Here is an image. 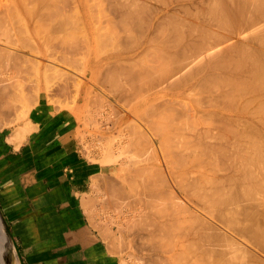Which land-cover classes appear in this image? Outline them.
Wrapping results in <instances>:
<instances>
[{"label": "bare ground", "instance_id": "obj_1", "mask_svg": "<svg viewBox=\"0 0 264 264\" xmlns=\"http://www.w3.org/2000/svg\"><path fill=\"white\" fill-rule=\"evenodd\" d=\"M6 0H0V29H6V25H9L7 22H9L11 25H9V26H7V30H2V31H5V32H9L10 31V29H12V31H10V35H11V33L13 32V31H16V32H21V33H23V31H25L26 29H25V27L27 28V30L24 32V33H26L27 31V35H21L20 34V32H19V35H21V37H19V35H17L16 37H18V38H20V40L22 39L23 40V38H24V40L25 39H27V40H29V39H31V41H32V38L34 39L33 40V42L35 41V43L34 44H31V43H33V42H31V41H27V40H25V42H24V40L22 41V42H24L22 45H23V48H24V46L25 47H27V48H29V51H30V49H32L34 52L36 51V50H38L37 52H40L41 54H43V58H44V55H45V51H46V49H45V51H44V49H42V47H47V48H50V51H49V49H47V53H48V51L49 52H51V50L52 49H54L55 50V47H57V46H54V47H52L51 48V46H53V45H55L56 43H57V41H55V40H53L52 42H54V43H52V42H50L52 39H54V37L55 36H58L57 34L54 36V33H60L59 31H62L61 33H60V35L62 36H60L59 35V37H56V38H62L61 40H62V42H63V44H62V46H64L65 47V49H68L69 50V47H73V45H77L78 46V43H79V41H82V40H79L78 39V32H81V34L79 33V37H80V39H83V38H85V36H88V34L90 33V31L89 32H86V34L84 35L83 34V31H85V25L83 26L82 24V21H78L79 19L78 18H81L82 17V15H80V13H78V15H80L81 17H78V15H77V21L78 22H81L82 24V26L79 24V23H77V21L75 22L74 21V19H72L71 17H74L75 18V14L74 13H77V12H80V10L79 9H75L77 6H75V8L73 7L74 5H76V3L72 6L73 7V9H75L76 10V12L74 11V10H70L71 11V15H68V16H71V17H68V16H66L67 15V13H70V11H69V9H68V12L66 13L65 11H66V8L68 7L69 8V3L71 2L70 0H32V2L33 3H35V5H34V7H32L33 5H32V2H31V0H29L30 2H31V7H32V10H30L29 9V7H30V3H29V1L28 0H9L8 2L6 1ZM27 1H28V4H27ZM72 1H75V0H72ZM77 1V0H76ZM111 1V0H110ZM113 1H115V0H113ZM160 1V0H159ZM164 3L166 2V0L164 1V0H162ZM170 2V0H167V2ZM180 1V0H179ZM198 1V0H197ZM66 3V6H65V3ZM69 2V3H68ZM81 2H82V0H81ZM80 2V3H81ZM116 3H115V5H116V12L119 14V16H118V14H117V16H118V18L120 17V21H117V24H118V22L120 23H122V19H124V20H129V21H127V22H129V25L131 26L132 25V20H136L137 18L140 20V18H142V16L141 15H144V17L141 19V21L143 20V19H145V21L143 20V22H141L142 24H143V26L145 27V23H146V18H145V10H144V8H142V7H140V5L139 4H141V5H143V7L145 6V4H147L146 3V0L144 1H141L142 3H140L138 0L136 1L137 3H139V4H137L136 2H135V0H127V2H126V0H121V2L118 0H116L115 1ZM143 2H145V4L143 3ZM194 2H196V0L194 1ZM201 5L203 4V3H201V1H198ZM202 2H204V0H202ZM64 3V4H63ZM110 3H113L112 1L110 2ZM136 3V4H135ZM197 3V2H196ZM207 4V5H203V6H206V11H204V10H202V9H204L203 7L201 8V7H199V8H201L200 10L199 9H197L198 7V5L197 4H193V5H196V6H193V7H195V8H193V9H195V10H198V12H195V13H197L198 14V16H199V12L202 10L203 11V14H204V12H207L206 14H204V15H208L209 14V16L211 17V22H213V24L214 25H217L218 26V24L217 23H219V24H221L222 25V27L224 26V28L222 29V27H220V25L218 26V28L220 27L221 29H222V31H224V29H226L227 27L229 28V29H231V28H237V30L239 29V31H238V34H242V32L240 31V29H245V28H248L249 29V31H247L249 34H251L252 36H253V39L255 38V39H257L258 41H259V44H260V46L257 48L255 45L256 44H258L257 42H256V44H254V46L257 48H255L254 46V51H247L246 50V46L247 45H249V44H247L245 47L246 48H244V49H242V47H244V46H242L241 47V45L239 46V47H241V48H239V50H240V53H239V51H238V48H237V52L239 53V55H240V59L238 60V59H236V61H235V55H234V52H236V47L232 44V43H228V44H230V45H233L232 46V50L233 49H235V51L233 52V55H234V57H232V55H231V58H230V56H229V58L230 59H232V58H234L233 60L235 61V62H237L236 63V66L237 67H235V62L234 61H232V60H230L231 61V63H233L234 64V66L233 67H235L236 68V70L238 69V67L241 69H243V67L245 66L244 65V63H247V62H249V64L251 65H246V66H248V68H250V69H247V72H248V70H250L249 71V73H247V76H248V78H246V79H242L241 77H239V78H237V74L238 75H240L241 73V71H243V73L244 72H246V69L245 68H247L246 66L244 67V69H245V71L244 70H240V74L239 73H237L236 71H235V68L233 69V72L231 73V74H225V70H226V72L228 71V69H232L233 67H230V66H232V64L230 65L229 64V58H225L224 59V57H227L228 55H230L229 54V52H231V54H232V50H229L227 47H226V45H222V44H225L224 42H223V40H222V42H219V41H221V40H218V39H221L220 38V36H218V35H220V34H217V38L215 39H212L213 41L212 42H216L217 43V40H218V42L220 43L219 44V47L221 46V48L218 50V49H216V50H218V53L220 52V55H222L221 54V49H222V47L224 48V47H226L227 49L226 50H228L227 51V53H228V55L226 54L225 55V53L222 55V56H220V57H218L216 54V50H214L215 52H211V50L210 49H206V47L209 45V44H207V46H206V40H208V41H210V43H212L211 42V39L210 38H213V36L214 35H216V34H214L213 35V33H214V31L212 32L211 30H209L208 31V29L207 28H205V30L204 31H206V29H207V32H204L203 34H202V30H201V34H202V36H201V40H202V38L203 39H206V40H199L196 36H195V38L193 37L194 35H195V33L197 32L195 29V26H197L198 24V22L196 23V25H195V23L193 22V24H190L189 23V29H191L192 31L191 32H194V35H192L193 33H188V34H190V35H192V37L190 36V38H186L187 37V35H185L188 31H184V33L182 34V32H183V30H184V28L186 27V26H188V21L189 20H187V19H185L184 18V21H186V22H184L185 24H186V26H183L182 27V25H185L184 23H182L183 21H180L182 18L181 17H179V16H175V15H173L172 13H174V12H172V13H170L171 15L170 16H172V17H179V21L178 20H176V18H171L170 16L168 17V14L167 15H165V16H167L168 18V20L166 19V18H164L163 19V21L162 22H160V23H164V20H165V23H166V20L167 21H169V18L170 19H172V22L171 23H168L167 22V28H168V26L170 25L171 26V28H168V30H167V28H165V27H163L162 25H160L158 22V24L157 25H159L160 27H162V28H160V29H158L159 27H157V29H158V31H161L162 29V31L164 32L165 31V29H166V31H171V29L173 30V32L171 31V33H169V34H171V35H176V37L178 36V40H181L182 39V37L184 36H186L184 39H196L197 40V42L195 41V40H191V41H195V43L194 44H196V43H198V44H196V46H194L193 45V42H191V41H188L187 43H186V41L187 40H185V44H187L189 47H187V45H185V44H183V47H185V48H183L184 49V52H186L187 51V49L188 48H190L191 47V45H193L194 46V48L193 47H191L190 48V52H193L194 54H192V55H195V56H191V53L189 54V52H187V53H183L184 55L182 56V53L181 52H183L181 49V51H180V56H182L181 57V59H179L178 61H179V63H174L177 59L175 58V57H177L178 56V58H179V48H178V50H177V47H180L181 45H182V41H180L181 42V45H180V43L178 42L177 43V45H173V44H176V41H173V39L175 40H177V38H175L174 36H171V35H168L167 33L165 34L166 35V37H167V35L169 36L168 38H170V36H171V38H172V41L173 42H175V43H173L172 44V46H167L166 47V44H168L167 42L169 41V42H171V38L168 40V41H166L168 38H165V37H163V35H155L154 37H152V39H150V41H151V43L154 41V38H155V40L156 41H154V42H159V40L160 39H162V38H164V39H166L165 41H164V39H162L163 41H161V43L158 45V48H164L165 47V50H161V51H165V52H161V53H159V54H163V56L161 57V58H163V57H165L164 56V53H170L169 51V49L168 48H170L171 47V52H172V54L174 53V52H176V51H178L176 54L174 53V55H175V57H173V56H170L169 54H165L166 56H167V58L166 59H168L169 58V60L167 61V60H163V59H161V58H158V61H156V65L158 64L157 62H159L160 61V63L159 64H161V62H162V66L160 67V65L158 66V67H160L159 69H161L164 65L167 67L168 65H170L172 62L171 61H173V63L174 64H177V66H175V65H171V66H168L167 67V70L165 71V67H164V69L162 68L160 71H165L164 72V76H166L167 75V72L169 73L168 75H170V76H168L167 77V79H169L168 80V82L166 81V83L164 82L165 80H167V79H165V80H161V78H164L163 76H161L162 74L160 73V71H158V67L157 68H155L154 66H156V65H151V66H153L154 67V69H157V72H159V73H154V72H156V71H154L153 73L155 74H153L152 75V70H153V67H150L149 65H147L146 63H145V65H147V66H149L150 67V71H151V73L150 72H148L147 73V70H145L146 68H148L147 66H145L144 67V65L142 66L141 65V62H140V67H142V68H138V70L140 69V71H137V73H138V75L140 76H143L144 77V75H142V73L140 74V72H143L144 70H145V73H147V74H151L152 76L150 77V75H146L145 77L147 78V76H148V78L150 79H152L153 80V76H154V78H156L155 79V81L156 82H154L153 83V81L150 79L149 81L151 82V84L153 85V87L152 88H154L155 86H156V83L159 81V80H161V82L160 83H165V84H163L162 86H166V85H169V86H172V87H174V89H176L177 90V84L179 83V82H181V81H185V79H186V77L188 76V75H190V73H195L196 72V69H197V72L198 73H200V74H203V73H201L202 72V69H200V70H198V68L200 67L201 68V66L203 65L204 67H205V65L204 64H207L208 63V61L210 62V63H208V64H211V66H212V64L214 63L213 61H215V62H217L216 60H218V62L221 64V66H222V68H220L221 66H220V64L217 62V63H215V64H213V66L212 67H214V65H216V64H219L218 66H215V67H218V69H225V68H227V66H229L228 67V69H225L224 70V73H223V75H221L222 74V71H221V74H220V76H222V77H220L221 78V80H220V78H218L219 80H216L217 78H215L214 77V75H212V77L210 76V77H207V80H211V79H213V77L215 78V82H217L218 83V81L220 82H222V79L224 80L225 78V81H223L224 83H222L221 84V86L223 85L224 87H227L226 89H227V91H226V89H225V92H224V87H223V89H222V92L226 95V96H223V95H220L219 97H218V100L216 101V100H214L213 98V100L214 101H216V102H218L219 101V98L221 97L222 99H220V101L222 100L223 101V99L225 98V97H227V104H226V106L228 107V102L230 103V106L233 108V103L235 102V100L237 101V99L239 98L238 96H239V93L241 92V94L242 93H244L245 94V92H252V90H253V97H254V89H255V91H257V93L258 94H260V96H256L257 94H256V92H255V97L254 98H259V97H261V94H262V96H264V0H205V2H204V4ZM26 4L29 6H26ZM83 4V3H82ZM192 4V3H191ZM65 6V8H64V6ZM112 5V4H111ZM115 5H113L114 6V9H115ZM137 5H139V7H137ZM113 6H111L112 8H113ZM147 6V5H146ZM149 6V5H148ZM147 6V13L146 14H148L150 11V9H152V7L149 9V7ZM189 6V5H188ZM27 7H28V9H27ZM72 7H70V8H72ZM192 7V6H191ZM111 8V9H112ZM140 8H142V10H144V13L142 12V10L140 9ZM146 8V7H145ZM176 8V7H175ZM190 8V7H189ZM65 9V10H64ZM192 9V10H193ZM113 10V9H112ZM141 10V15L140 14H138L139 13V11ZM174 10V9H173ZM173 10H171V11H173ZM178 10V9H177ZM152 11V10H151ZM175 11H176V9H175ZM202 11H201V13H202ZM14 12H16L15 13V15L17 16H13L14 15ZM20 12V13H19ZM21 12H23L24 14H27V16H28V14H30V16L28 17L29 19H30V22H29V25H27L26 26V24H28V22L25 24V26H23V24L20 26V20H18V16H19V14H21ZM113 12H114V10H113ZM112 12V13H113ZM179 12V11H178ZM178 12H177V14H178ZM19 13V14H18ZM121 13V14H120ZM169 13V12H168ZM176 13V12H175ZM200 13V14H201ZM72 14H73V16H72ZM196 14V15H197ZM201 15V16H204V15ZM110 15V14H109ZM108 15V16H109ZM113 15V14H112ZM138 15H140V18H139V16ZM121 16H123L124 18H121ZM206 16H204L205 18H206ZM16 17V18H15ZM94 17V16H93ZM71 18V19H70ZM75 18V19H76ZM110 18V17H109ZM136 18V19H135ZM203 18V17H202ZM204 18V20L205 21H207L208 19H209V26H210V18L208 17L207 19H205ZM53 19H56V21L58 20V22L56 23V22H52L51 21V23L49 24V26H48V23L50 22V21H48V20H53ZM116 19V18H115ZM14 20H17V22L19 23V27H22V28H18V24H17V22L16 23H14L15 21ZM73 22H71V21ZM81 20V19H80ZM82 20H83V18H82ZM151 20V19H150ZM150 20H149V22L148 23H150ZM174 20H176V21H174ZM183 20V19H182ZM45 21H47V25L46 26H48V27H45V25H44V23H45ZM53 21H55V20H53ZM136 21H138V20H136ZM203 21V20H202ZM204 21V22H205ZM42 22H44L43 24H42ZM125 22V21H124ZM145 22V23H144ZM191 22V21H190ZM208 22V21H207ZM215 22H217V23H215ZM59 23V24H58ZM71 23V24H70ZM93 23H94V20H93ZM119 24L120 26L123 24L124 25V23H122V24ZM137 22H135V26L136 25H138V24H140V22H138L137 24H136ZM152 23V22H151ZM203 22H201V24H202ZM206 23V22H205ZM55 24V29H52V28H54L53 26H51V30H46V31H44V28H46V29H48L49 27H50V25H54ZM72 24H73V26H72ZM74 24H78L79 26H80V28H82L83 27V31L81 30H78V28H79V26H76V27H74ZM85 24V23H84ZM108 24V23H107ZM111 24V23H110ZM112 24H113V22H112ZM115 24V23H114ZM134 24V23H133ZM142 24H140V26H137V28L136 27H134V26H132V27H134V28H136L135 30H138V31H143L145 28H143L142 27ZM15 25L17 26V28L19 29H16L15 30ZM43 25H44V28H43ZM57 25H58V27H57ZM69 25H71L72 26V28L73 29H71V26H69ZM116 25V24H115ZM128 25V24H127ZM126 25V22H125V26H123V28L122 29H124L125 30V34L126 33H134V32H132V30H128V28H130L131 29V27H129V25L127 26ZM149 25V24H148ZM152 25V24H151ZM154 25V24H153ZM152 25V26H153ZM156 25V22H155V27L157 26ZM190 25H192V27L190 26ZM193 25H195L194 27H193ZM200 25V24H199ZM199 25H198V27H199ZM10 26H11V28H10ZM28 26H29V28H30V30H28ZM41 26H42V28H41ZM114 26V25H113ZM117 26V25H116ZM169 26V27H170ZM204 25H200V27L202 28V29H204V27H206V26H204ZM213 25H211V27H212ZM216 26V27H217ZM15 27V28H14ZM23 27H24V29L25 30H23ZM70 27V30H76V32H74V31H68V28ZM97 27V26H96ZM122 27V26H121ZM125 27V28H124ZM128 27V28H127ZM138 27H139V29H138ZM182 27V28H181ZM191 27V28H190ZM208 27V26H207ZM215 27V26H214ZM8 28H10V29H8ZM57 28V29H56ZM106 28V26L104 27V29ZM133 28V29H134ZM192 28H195L194 29V31H193V29ZM219 28V29H220ZM14 29V30H13ZM121 29V30H122ZM148 29V28H147ZM157 29H155V32L157 31ZM181 29H183L182 31H181ZM188 29V28H187ZM198 29V28H197ZM233 29H231L232 31H233ZM248 29H246V30H248ZM23 30V31H22ZM42 30V32L44 33V34H46L47 33V31H50V32H52L51 33V35L53 34V36H49L50 34V32L49 33H47L48 34V36L47 37H45L44 39H45V41L44 42H41V40H40V36L42 37V35H44L43 33H41L40 31ZM54 32H53V31ZM63 30H64V33H63ZM69 33H71V35L70 34H68V32ZM78 30V31H77ZM124 30H122L123 31V33L122 34H124ZM126 30H128V32H126ZM199 30V29H198ZM214 30V29H213ZM30 31V32H29ZM65 31L67 32V34L65 33ZM97 31V30H96ZM109 31H111V30H109ZM109 31H108V33H105V32H103V30H101L100 32H103V33H105V34H108V35H104L105 36V39H106V36H107V40H110V38H111V40H110V42L112 41V39H113V41H114V38H117L118 37V35H116L115 33H114V31H113V36H117V37H111V35L112 34H110L109 33ZM112 31H111V33H112ZM121 31V32H122ZM157 31V33H155V34H160V32H158ZM162 31H161V33H162ZM196 31V32H195ZM235 31V30H234ZM245 31V30H244ZM244 31H243V33H244ZM1 32V31H0ZM74 32V33H73ZM92 32V31H91ZM116 32V31H115ZM120 32V33H121ZM144 32H145V30H144ZM143 32V33H144ZM190 32V31H189ZM228 32V31H227ZM15 33V32H14ZM29 33V34H28ZM30 33L31 34H33L32 36H34V37H31L30 38ZM62 33H63V35H62ZM72 33L73 34H76L77 35V37H76V39H75V37H73V35H72ZM85 33V32H84ZM88 33V34H87ZM117 33H119L118 31H117ZM141 33V32H140ZM143 33H141L140 35H143ZM198 33V32H197ZM196 33V34H197ZM205 33H209V34H212V37H210L209 39H208V37L210 36L209 34H207V36H206V34ZM222 33V32H221ZM224 33V32H223ZM235 34V32H232V33H229L230 35L231 34ZM248 33H246V35L248 36V37H250L251 35H248ZM6 34V33H5ZM7 34H9V33H7ZM6 34V35H7ZM83 34V35H82ZM92 34H93V32H92ZM94 34H96V33H94ZM97 34H99V33H97ZM94 35L95 37H99V35ZM110 34V35H109ZM121 34V35H122ZM132 34H129V35H131V37L129 36V40H130V38H131V40H130V43H131V41H134V39L136 38V36H135V34H133V36H135V37H133L132 36ZM233 34V35H234ZM237 34V35H238ZM240 34V35H241ZM5 35V36H6ZM10 35H7V36H9L10 37ZM15 35H16V33H15ZM15 35H13L14 36V38H15ZM68 35V36H72V38H74V40L77 42H75V41H73V40H69V39H71L70 37H66V36ZM81 35V36H80ZM101 35H102V33H101ZM102 35V36H103ZM120 35V36H121ZM139 35V36H140ZM183 35V36H182ZM198 35H200V34H197V36ZM209 35V36H208ZM222 36H223V34H221ZM245 34H243V39L245 38V40L246 39H248V37L246 36ZM6 36V37H7ZM28 36V38H26ZM84 36V37H83ZM90 36V35H89ZM89 36H88V38H89ZM92 36V35H91ZM90 36V37H91ZM108 36H110V37H108ZM124 36V35H123ZM125 36H127V35H125ZM162 36V37H161ZM179 36H182V37H179ZM228 36V35H227ZM227 36H225L226 37V40H228L229 39V41H230V37L227 39ZM236 36V35H235ZM246 36V37H245ZM252 36H251V38H252ZM23 37V38H22ZM49 37V39H47ZM50 37H52V39L50 38ZM83 37V38H82ZM93 37V36H92ZM141 37V36H140ZM140 37H137L136 39H140ZM143 37H144V35H143ZM142 37V38H143ZM189 37V36H188ZM199 37V36H198ZM207 37V38H206ZM238 37V36H237ZM11 38L13 39V37L11 36L10 37V40H11ZM18 38H16V39H18ZM68 38V39H67ZM94 38V37H93ZM101 38H103V37H101ZM101 38H96L97 39V41H98V39H101ZM119 38V37H118ZM120 38H122V37H120ZM126 38V37H125ZM125 38H122V42H123V39L125 40ZM132 38H134V39H132ZM159 38V40H157ZM181 38V39H180ZM224 38V37H223ZM239 38H241V37H239ZM9 38H7V40L5 39V41H3V43L5 42V43H7V47L6 48H9V47H12V46H9L8 47V43H9V40H8ZM16 39L14 40L15 42H17V44H19V43H22V42H20V40H17L16 41ZM42 39V38H41ZM63 39H65V40H63ZM66 39H67V41H66ZM77 39L79 40V41H77ZM87 38H85V40H86ZM104 39V38H103ZM104 39V42H102V43H106L107 42V40H105ZM128 39H126V41H124V42H126L127 44H125L124 42H123V44L124 45H128L129 44V40ZM135 39V40H136ZM233 39V38H232ZM236 39V38H235ZM235 39H233V40H235ZM50 40V41H49ZM94 40V39H93ZM92 40V41H93ZM116 40V39H115ZM177 40V41H178ZM216 40V41H215ZM232 40V41H233ZM242 40V39H241ZM256 40V41H257ZM7 41V42H6ZM13 40H12V44L14 45V46H16L17 44H15V42H14ZM43 41V40H42ZM47 41H49V42H47ZM70 41H72V42H70ZM92 42V41H90V40H86V42ZM94 41H96V40H94ZM97 41L95 42V43H97ZM102 40H100V42H101ZM106 41V42H105ZM128 41V42H127ZM138 41H140V40H138ZM150 41H148V42H150ZM251 40H249L248 42H250ZM252 41H254V40H252ZM252 41H251V43L250 44H252ZM14 42V43H13ZM26 42H28V43H26ZM29 42H31L30 44H29ZM56 42V43H55ZM61 42V43H62ZM74 42V43H73ZM83 42V41H82ZM100 42H99V44H100ZM134 42H136V41H134ZM133 42V43H134ZM164 42H165V44H164ZM190 42V43H189ZM202 42H204V43H202ZM227 42V41H226ZM255 42V41H254ZM2 43V44H3ZM4 43V44H5ZM49 43V44H48ZM59 43V42H58ZM57 43V44H58ZM60 43V44H61ZM133 43H131V44H133ZM172 43V42H171ZM170 43V44H171ZM190 45H189V44ZM192 43V44H191ZM200 43H201V45L206 49V52L208 51V53H206L205 52V50L203 51L202 50V52H201V50H199V49H197V48H201V45H200ZM222 43V44H221ZM11 44V42L9 43V45ZM11 44V45H12ZM50 44H53V45H50ZM60 44H58V47H59V45ZM73 44V45H72ZM107 44V43H106ZM131 44H129L130 46H131ZM179 44V45H178ZM204 44H205V46H204ZM218 44V43H217ZM217 44H216V46H217ZM227 44V43H226ZM239 44H240V41H239ZM246 44V43H245ZM20 45V44H19ZM19 45H17V47L18 48H20L19 47ZM22 45H20L21 47H22ZM34 45V46H33ZM46 45V46H45ZM72 45V46H71ZM80 45V44H79ZM82 45H83V43H82ZM92 45L93 44H90V45H88L89 47L91 46L92 47ZM103 45V44H102ZM101 45V46H102ZM161 45L163 46V47H161ZM165 45V46H164ZM185 45V46H184ZM200 45V46H199ZM213 47L215 46V45H213V44H211ZM230 45H228L229 46V48H230ZM236 45V44H235ZM238 45V44H237ZM236 45V46H237ZM242 45H244V43H242ZM5 47L6 46V44H5V46L4 45H0V47ZM13 46V47H14ZM33 46V47H32ZM41 46V47H40ZM61 46V47H62ZM77 46H75V47H77ZM86 46V45H85ZM84 47L83 48V46H82V48L84 49L83 51H81V52H83V53H86L85 54V57L84 58H86V55H88V54H91V52L90 51H92V48H94V47ZM97 46H98V43H97ZM129 46V47H130ZM160 46V47H159ZM174 46H176V47H174ZM197 46H199V47H197ZM215 46V48H217ZM74 47V49L72 48V50L70 49V52H73V50L76 52V50H78L79 49V51L80 50H82L81 48H78V47H80V46H78L77 48L78 49H76ZM100 47V46H99ZM98 47V48H99ZM103 47V46H102ZM132 47V46H131ZM140 47V46H139ZM172 47H174V48H176V51L174 50V52H173V49L174 48H172ZM182 47V46H181ZM180 47V48H181ZM196 47V48H195ZM202 47V48H203ZM209 47V46H208ZM213 47H211V49L213 48ZM250 47H252V45L251 46H249V48ZM27 48H24V49H27ZM35 48H36V50H35ZM60 48V47H59ZM58 48V49H59ZM87 48L88 49H91V50H89V51H87ZM97 48V49H98ZM166 48H167V50H166ZM187 48V49H186ZM5 49V48H4ZM13 49H15V47L13 48ZM23 49V50H24ZM41 49L44 51L43 53L41 52ZM57 49V48H56ZM58 49L56 50V51H58ZM61 49V48H60ZM76 49V50H75ZM85 49H86V51H85ZM100 49V48H99ZM186 49V50H185ZM214 49V48H213ZM212 49V50H213ZM251 49V48H250ZM2 50V49H1ZM8 50H10V49H8ZM12 50V49H11ZM17 50V49H16ZM23 50H22V52H23ZM31 50V51H32ZM54 50H52L53 52H51V53H49V55L51 56V54H55V53H58V52H55ZM68 50H67V53H68ZM221 50V51H220ZM6 51H7V49H6ZM6 51H4V53L6 52ZM15 50H13V52H14ZM31 51H30V53H31ZM33 51H32V53L31 54H33ZM60 51V50H59ZM62 51V50H61ZM61 51H60V53H61ZM199 51H200V54L201 53H205V54H202V55H197V54H199ZM8 52V51H7ZM10 52V51H9ZM17 52H19V54H20V52L21 51H17ZM16 51H15V53H17ZM22 52H21V54H22ZM37 52H35L36 54H37ZM69 52V53H70ZM74 52V54H72L73 55V59L75 58L76 59V61H75V59L73 60L75 63L77 62V60L79 61V59H82V58H76L75 56L77 55V54H79V53H81V52H77V53H75ZM90 52V53H89ZM94 52V51H93ZM92 52V54L94 55V53ZM211 52V53H210ZM222 52H224V50L222 51ZM35 53H34V55H35ZM40 53H38V54H40ZM60 53H58V54H60ZM66 53V52H65ZM64 53V54H65ZM96 53V52H95ZM213 53H216L215 55L218 57L217 59L215 58V60H213V58L214 57H216L215 55H212ZM238 53H236V55L238 54ZM1 54H3V52L1 53L0 52V55ZM8 54H11V55H13L11 58H10V60H12V62H16L18 65L21 63L20 62V60H19V57H18V59L16 60L14 57H15V54H13V53H8ZM37 54V55H38ZM40 54V56H42ZM98 54H99V51H98ZM158 54V53H157ZM159 54L158 55H156V58L157 57H160L159 56ZM207 54V56H204V55H206ZM5 55V54H4ZM36 55V56H37ZM51 56V58L49 57V56H47V58H49V59H51L50 61H53L54 59V61H58V62H60L58 59V57H60V55L59 56H57L56 58H55V56ZM63 55V54H62ZM71 55V54H70ZM80 56H81V54H79ZM78 55V56H79ZM83 55V54H82ZM92 55V56H93ZM96 55H97V53H96ZM177 55V56H176ZM219 55V54H218ZM239 55H237V56H239ZM6 57L8 56L7 54L5 55ZM4 56V57H5ZM16 56H18V53H17V55ZM20 56V55H19ZM26 55H24V56H21V57H23V60H25L24 61V63H21V64H23V66L25 67V64L26 63H28V62H30L32 59H33V57H35V56H33V57H31L30 58V56L28 57V55H27V58L25 57ZM67 56V57H66ZM65 57H64V55L60 58V60H62L63 59V57H64V59L63 60H66V61H68L67 59H69L68 58V56L69 55H66ZM89 57H90V55H88ZM91 56V57H92ZM202 56V57H201ZM1 57H3V55L2 56H0V58ZM3 57V58H4ZM6 57H5V59H6ZM9 57H10V55H9ZM9 57H8V62L10 61L9 60ZM39 57V56H38ZM52 57H54V58H52ZM70 57V56H69ZM97 57V56H96ZM95 56H94V58H96ZM99 57V56H98ZM207 57V58H206ZM25 58V59H24ZM29 58L31 59L30 61H28L29 60ZM66 58V59H65ZM72 58V57H71ZM70 58V60H72ZM93 58V59H94ZM222 58V59H221ZM13 59L15 60V61H13ZM20 59H22V58H20ZM27 59V60H26ZM35 59V58H34ZM33 59V60H34ZM40 59V58H39ZM39 59H35V61H36V63H35V61H33V63H35V68L37 69H35L36 70V72L37 71H39V73L41 74V76L43 77V79H45V78H47V73L50 71V65L52 66V68L53 69H60L61 71H62V66L61 67H59L58 66V68L57 67H55V66H57V64L56 65H52V63L49 65V63H47L48 65H46V63L45 64H43V62L41 63V60L39 61ZM42 59V58H41ZM46 58H44L43 60H45ZM88 59H90V58H88ZM92 59V60H93ZM114 59H115V57H114ZM117 59H119V58H116L115 60H117ZM130 59V58H129ZM206 59H207V61H206ZM6 60H5V63H3V64H5L6 65V63L8 64V62H6ZM19 60V61H18ZM38 60V61H37ZM68 61L67 63H62V61H61V63L63 64V66L64 65H68V66H70V65H73L74 64V62L73 61ZM86 60H87V58H86ZM114 60V61H115ZM122 60H127V63H130L131 61L129 60L128 61V59H123L122 58ZM132 60V59H131ZM206 62H205V61ZM212 60V61H211ZM238 60V61H237ZM31 61V62H32ZM47 61V60H46ZM45 61V62H46ZM49 61V60H48ZM49 61V62H50ZM65 61V62H66ZM87 61H89V60H87ZM106 61H108V59L106 60ZM143 61V60H142ZM145 61V60H144ZM144 61H143V64H144ZM205 63H204V62ZM18 62H20V63H18ZM23 62V61H22ZM30 62V63H31ZM58 62H55V63H58ZM70 62H71V64H70ZM72 62H73V64H72ZM108 62H110V59H109V61ZM107 62V63H108ZM117 62V61H116ZM116 62H114V63H111V64H113V65H116ZM123 63V61H119L118 60V62L117 63ZM134 62V61H133ZM132 62V63H133ZM167 63V62H169V64L167 63V65L166 64H164V63ZM171 62V63H170ZM203 62V63H202ZM211 62H213V63H211ZM1 63H2V58H1ZM10 63V62H9ZM30 63H28V64H26V66L27 65H29ZM124 63H125V67H126V65H127V63L124 61ZM124 63H123V65H124ZM135 63H136V61H135ZM135 63H133L134 65V67L133 68H131V65L129 66L131 69H129V68H127V70H129V72L128 71H126L125 73H123V75L125 74H127V76L130 74V73H132V71H133V69H134V71H136L137 69H135ZM11 64V63H10ZM9 64V65H10ZM20 64V65H21ZM81 64V63H80ZM119 64H117V65H119ZM164 64V65H163ZM207 64V65H208ZM5 65L3 66L2 64L0 65V66H2V71L3 72H7V71H5L6 69H3L4 67H5ZM12 65H14V63H12ZM66 65V66H67ZM82 65L84 66V63L82 62ZM109 65H110V63H109ZM122 64L121 65H119L118 66V70L120 69V71L122 70H126L125 68H123V69H121V67L123 66ZM15 66V68L14 69H17L16 70V74L15 75H17L18 74V72H21V69H23L24 67L22 66V68H19L16 64L14 65ZM30 67L32 66V63H31V65H29ZM55 68H54V67ZM78 66H80V65H78ZM83 66L82 67H80L81 69L83 68ZM173 66H174V68L176 67V69H174L173 68ZM202 66V67H203ZM220 66V67H219ZM8 67H13V66H8ZM7 66H6V68H8ZM29 67V68H30ZM32 67H34V64H33V66ZM72 67V66H71ZM92 67H95V66H91V68ZM113 67H115V69H117V67L116 66H113ZM113 67H111V65L110 66H108V68H107V70H109V71H111V72H109L108 73V75L110 76V79H109V81L111 82V85L112 84H114L113 86V88H115V85H117L119 82V85H122V84H124L123 82H127L125 85L127 86V85H129V80H130V77L132 76V74L134 73H132L131 75H130V77H129V80L127 79L128 77L126 76V78H125V76H123L122 75V73L120 72V71H118V70H115ZM128 67V66H127ZM169 67H171V68H169ZM224 67V68H223ZM64 68V67H63ZM96 68V67H95ZM110 68V69H109ZM111 68L113 69V71L111 70ZM168 68H169V70H168ZM192 68V69H191ZM209 68V67H208ZM10 69V68H9ZM14 69H11V70H8V72L9 71H14ZM28 69V68H27ZM26 68H24L23 70H25L24 71V73L26 72V70H27ZM32 70H33V68H31ZM58 69V70H59ZM141 69H142V71H141ZM152 69V70H151ZM172 69H174V70H172ZM204 69H206V68H204ZM203 69V70H204ZM34 70V71H35ZM52 70V69H51ZM57 70V71H58ZM59 70V71H60ZM95 70V69H94ZM130 70H131V72H130ZM209 70V69H208ZM210 70H211V68H210ZM28 71V70H27ZM54 71V70H53ZM53 71H50V73L48 74V79H50L49 81L48 80H46L45 79V81L43 82L45 85H46V81H47V83L49 84V85H46V86H44V88H45V90L47 89V88H49L50 90L54 87V86H50V82H51V76H50V74H51V72H53ZM56 70H55V72H53V73H60L59 71L57 72ZM66 71H67V69H65V72H63L62 71V73L64 74V73H66ZM69 71V70H68ZM85 70H82V72L83 73H85L84 72ZM114 71L116 72V71H118V72H120V75H119V73H117L116 72V74H118L119 76H121L122 78H124V81L121 83V80L120 81H117L118 83H114L113 81H115V80H113V79H111L112 77L111 76H113V78H114V76H115V73H114ZM149 71V70H148ZM171 71H174V72H172L171 73ZM199 71H201V72H199ZM15 72V71H14ZM70 72V71H69ZM72 72V71H71ZM90 72L91 73H94L91 77H93V78H97V76H95V71L93 72V70H91L90 69ZM124 72V71H123ZM205 72H206V70H205ZM213 72V71H212ZM212 72H209L208 73V71H207V73L208 74H210V73H212ZM234 72H236V78H234L233 80H231V75L234 73ZM0 73H1V70H0ZM32 73V72H31ZM81 73V72H80ZM83 73H81L80 74V76H82V75H84ZM136 72H135V74H133V76H135L136 74H137ZM144 73V72H143ZM144 73V74H145ZM197 73V74H198ZM229 73H230V71H229ZM242 73V74H243ZM1 74H3V73H1ZM11 74H12V72H11ZM9 75V79L11 80H9V79H7V81L9 80V83H7V82H5L4 81V79L5 78H3L2 80L0 79V110L1 111H8V110H12L13 111V109L15 110V103H16V101H14V100H19V101H21V105H23V104H26V105H23V108H22V115L20 114V117H18V120L19 119H23L26 115H28L27 113H29V108H31L32 107V105L33 104H36V101L35 100H39V98H40V96H41V94H42V87H40V89H38V84L36 85V87H37V89L38 90H36V87L34 88V90L33 91H37L36 93L35 92H33V98H34V100H33V98L30 96V94L27 96V95H25L24 94V91H23V89L25 90V93H26V88H25V86H27V84H25V81L27 80V79H25V81L23 82V84H25V86L23 87V84H22V76H20V80H19V78H17L16 76H14V77H16L18 80H16L17 81V83H18V81H19V83H18V87H19V84H20V88H16V86H17V83H15V81H14V83H15V86L13 85V86H11V83H13V79L15 80L16 78H11V76L12 75H14V74H12V75ZM22 74H23V72H22ZM35 74V73H34ZM34 74H32V75H34ZM61 74V73H60ZM63 74H61L60 75V77L63 75ZM67 74V76H69V75H71V73H66ZM66 74H64V75H66ZM69 74V75H68ZM76 74H78V73H76ZM112 74V75H111ZM160 74V79H159V75ZM166 74V75H165ZM213 74V73H212ZM20 75V73L17 75V76H19ZM26 75H27V73H26ZM26 75H24L26 78H28ZM29 75V74H28ZM97 75H98V73H97ZM117 75V76H118ZM138 75H137V77H138ZM193 76H194V74H192ZM192 75H190V76H192ZM206 74H204V77H206L205 76ZM215 75H216V73H215ZM226 75V76H225ZM244 75H245V73H244ZM250 75V76H249ZM3 76H5L4 74H3ZM3 76H0V77H3ZM8 76V75H7ZM6 76V77H7ZM35 76V75H34ZM58 76H59V74H58ZM61 77V80H62V78H63V80L64 79H66V78H68V77ZM118 76V77H119ZM156 76V77H155ZM190 76H188V78H187V80H188V83H187V80H186V83L183 81V82H181L182 83V85L184 84H186L185 86L183 85H181V83L180 84H178V87H179V89L181 88V86L182 87H185V88H183V89H186V86H189L188 84H189V79H190ZM195 78H197L198 76H199V74H198V76L195 74ZM218 76V75H217ZM223 76H225V78L223 77ZM233 76H235V74H233L232 75V78H233ZM246 76V75H245ZM244 76V77H245ZM29 77H30V75H29ZM45 77V78H44ZM60 77H58L59 79H60ZM78 77V76H77ZM77 77H73V78H76V79H79V80H81V81H83L84 82V80H83V77H81V78H77ZM120 77V78H121ZM136 77V78H137ZM144 77V78H145ZM202 77V76H201ZM203 77V78H204ZM34 78V77H33ZM35 78H37V80H40V79H38V77H36L35 76ZM34 78V79H35ZM72 78V76H69V79H71ZM95 78V79H96ZM109 78V77H108ZM115 78H116V76H115ZM136 78H134V80L136 79ZM185 78V79H184ZM230 78V79H229ZM241 78V79H240ZM249 78H252V82H251V80L249 79ZM23 79H24V77H23ZM32 78H30V80H31ZM85 79V78H84ZM90 80H91V78H89ZM125 79H127V80H125ZM131 79H133V77L131 78ZM139 79V78H138ZM137 79V80H138ZM140 79H143V78H140ZM183 79V80H182ZM198 79H201V78H198ZM237 79H239V80H237ZM250 81H249V80ZM33 80V79H32ZM42 80V79H41ZM66 80H68V79H66ZM86 80V79H85ZM117 80H118V78H117ZM144 81H145V84L147 83L146 82V79H143ZM143 80L142 81H140V84L141 83H144L143 82ZM197 80V79H196ZM204 80V79H203ZM205 80H206V78H205ZM205 81V84H206V82H208V81ZM226 80H228L229 82H233V83H231V84H234V83H236L234 80H236V81H238L239 83H236L235 85H232L236 90H235V92L234 91H231V90H234L230 85L229 86H226L225 84L226 83H229V82H227ZM21 81V82H20ZM29 81V80H28ZM27 81V82H28ZM75 80L73 79V82H74ZM77 81V80H76ZM108 81V82H109ZM132 81V80H131ZM130 81V82H131ZM147 81H148V79H147ZM148 81V82H149ZM171 81V82H170ZM191 81H192V79H191ZM200 81V80H199ZM5 82V83H4ZM11 82V83H10ZM26 82V83H27ZM34 82H36V83H39V81H35L34 80ZM78 82H80V81H78ZM137 82V81H136ZM170 82V83H169ZM195 82V81H194ZM202 82H204V81H202ZM201 82V83H202ZM214 81H209L208 83L209 84H207L208 86L209 85H211V83H215ZM226 82V83H225ZM250 82V83H249ZM35 83V84H36ZM132 83V82H131ZM139 83V82H138ZM159 83V84H160ZM169 83V84H168ZM30 84H31V82H30ZM52 84V83H51ZM79 84H81V83H79ZM144 84V85H145ZM151 84H150V86H151ZM191 84V83H190ZM204 84V83H203ZM202 84V85H203ZM29 85V84H28ZM32 85H33V82H32ZM54 85V84H53ZM75 85V84H74ZM77 85H78V83H77ZM82 85V84H81ZM142 85V84H141ZM149 85V84H148ZM161 85V84H160ZM160 85H157V87H156V89H158V87H160ZM179 85H181V86H179ZM194 85V84H193ZM201 85V86H202ZM212 85H214V84H212ZM217 85V84H216ZM220 85V84H219ZM219 85L218 86H211L212 88H214V87H219ZM48 86V87H47ZM80 86V85H79ZM123 86V85H122ZM138 86V85H137ZM169 86H167V88H166V90L169 88ZM195 86V85H194ZM206 86V85H205ZM208 86H206V88L205 89H203L204 88V86H202V87H200L201 88V90H206L205 92H207V90H208V92L211 90V88H209L208 89ZM220 86V87H221ZM14 88L15 90H13L14 92H15V94L13 93V92H9V89H11V88ZM21 87H23V89L21 88ZM28 87V86H27ZM47 87V88H46ZM88 87H90V86H88ZM117 87V90H115V91H118V88L120 87V86H116ZM138 87H140V86H138ZM171 87V89H173ZM196 87V86H195ZM229 87H231L229 90L231 91V93H230V91L228 90V88ZM12 88V89H13ZM79 88V87H78ZM86 88V87H85ZM124 88V87H123ZM137 88V87H136ZM141 88V87H140ZM147 88H150V87H146V88H141V89H147ZM161 89L160 90H162V87H160ZM189 89L191 88V87H188ZM187 88V89H188ZM197 88V87H196ZM11 89V90H12ZM28 89H29V91L31 92V89L28 87ZM49 89H47L48 91H49ZM77 89V88H76ZM121 89V88H120ZM128 89V91L129 90H132L131 88L129 89V88H127ZM126 89V90H127ZM170 89V90H171ZM179 89H178V91H179ZM189 89H188V91H189ZM198 89V88H197ZM215 89V88H214ZM214 89H212L213 91H214ZM78 90V89H77ZM77 90H75V91H77ZM87 90V89H86ZM90 90V89H89ZM126 90H124L123 92H126ZM176 90H174V91H176ZM194 90V92H195V90L196 89H190V91H193ZM200 90V92H202ZM28 91V90H27ZM28 91V92H29ZM47 91V92H48ZM53 91V90H52ZM121 91H122V89H121ZM153 91V90H152ZM151 91V89H150V92H152ZM169 91V89L167 90V92ZM199 91V90H198ZM197 91V92H198ZM263 91V92H262ZM29 92V93H30ZM46 92V91H45ZM46 92V93H47ZM50 92V91H49ZM78 92V91H77ZM88 93H90L91 92V90L90 91H87ZM131 91H129V92H126V94L127 93H130ZM166 92V93H167ZM183 92V91H182ZM185 92H187V91H185ZM184 92V93H185ZM193 92V93H194ZM226 92H227V94L229 93V94H231L230 96H229V94L227 95L226 94ZM234 92V93H233ZM13 93V94H12ZM76 93V92H75ZM116 93V92H115ZM115 93H114V95H115ZM147 93H149V89H147ZM166 93H164L165 95H166ZM180 93V92H179ZM199 93V92H198ZM203 93V92H202ZM211 93V92H210ZM238 93V94H237ZM27 94V93H26ZM51 94V93H50ZM120 94H122L123 95V93H120ZM119 94V95H120ZM125 93H124V95H126ZM171 94V93H170ZM174 94H176V95H178V93H176V92H174ZM181 94V93H180ZM186 94V93H185ZM232 94H237V95H232ZM11 95H13V96H11ZM48 95V94H47ZM113 95V96H114ZM122 95H121V97L119 96V97H117V99H119V101H120V98H125V96L124 97H122ZM132 95H133V93H132ZM131 95V93H130V96H132ZM147 95V94H146ZM188 95V94H187ZM193 95V97H194V94H192ZM196 95V94H195ZM210 95H213V93L212 94H210ZM27 96V97H26ZM31 97L32 98V100L31 101H35L34 103L32 102V104L30 105V104H28V97ZM117 96H118V94H117ZM127 96L129 97V95L127 94ZM127 96H126V98H127ZM134 96H135V94H134ZM179 96V95H178ZM185 96V95H184ZM191 96V95H190ZM231 96H233L232 98H233V100L234 101H228V97L230 98ZM248 95L246 94V96L245 97H247ZM249 96H251V94L249 95ZM248 96V98H250ZM77 97V96H76ZM86 97V96H85ZM142 97V95L140 96V98ZM143 97H144V95H143ZM142 97V98H143ZM158 97V96H157ZM161 97V96H160ZM164 97V96H163ZM172 97V96H171ZM170 97V98H171ZM174 97V96H173ZM192 97V96H191ZM192 97V99L191 100H194V101H196L197 103L200 101V99L198 100V98H197V100H196V98L194 99ZM197 97V96H196ZM235 97V98H234ZM242 98L244 97V96H241ZM240 97V98H241ZM115 98V97H114ZM126 98H125V100H126ZM131 98V97H130ZM129 98V99H130ZM136 98H138V97H136ZM136 98H134V100H133V102L131 103L130 102V104H133L134 102H135V104L138 102L137 100H140V98H138L136 101H135V99ZM152 98V97H151ZM167 98H169V97H167ZM162 99V101H166L165 102V104L164 103H160V105L162 104V106H163V104L166 106H164L165 108H167V106H168V108L169 107H171L170 109H171V111L173 110V107L176 105V103L174 104V102H175V100L173 101V99H175V98H171V100H172V102H173V104H174V106L172 107V102L170 101V99L168 100V99ZM176 98H178V97H176ZM180 98H182V97H180ZM209 98V97H208ZM210 98H211V96H210ZM209 98V99H210ZM214 98L216 99V97L214 96ZM232 98L230 99V100H232ZM9 99H11V100H13L14 101V108L13 107H11V106H9L10 105V102H9ZM27 101H26V100ZM89 99V98H88ZM116 99V98H115ZM122 99V101H120L121 103H123L124 104V100ZM157 98H154V101L153 102H155L154 104H156V100ZM158 99H159V97H158ZM204 99H206L205 97H204ZM212 99H210V100H212ZM250 99H252V97L250 98ZM250 99L248 100L247 98H245V99H243V100H248V101H250ZM23 100H25V101H23ZM153 100V99H152ZM151 100V101H152ZM161 100V99H160ZM184 100V99H183ZM190 100V101H191ZM240 100H242V99H240ZM240 100H238V102H237V104H236V106L238 105V103L240 102ZM242 100V101H243ZM255 100V99H254ZM257 100H259V102H261V101H263V99H261L260 100V98L259 99H257ZM12 101V102H13ZM19 101L17 102V103H19ZM76 101V100H75ZM86 101V100H85ZM124 101V102H123ZM126 101H128V99L126 100ZM144 101H145V98H144ZM170 101V102H169ZM178 101V100H177ZM201 101H202V98H201ZM206 101V100H205ZM204 101V102H205ZM225 101H226V99H225ZM246 101H243L244 103H242V102H240L239 104H245V102ZM247 101V102H248ZM22 102H26V103H22ZM153 102H150V101H148V104H152V106L154 105L153 104ZM181 102H183V101H181ZM186 102H187V100H186ZM247 102H246V104H247ZM253 102V100L251 101V103ZM254 102H257L256 100L254 101ZM252 103V104H255V103ZM258 102V105H260V107H261V109H259L260 111H264V101L263 102H261V103H259ZM16 103V104H17ZM85 103H87L88 104V101H86ZM84 103V104H85ZM143 103V102H142ZM170 105H168V104ZM180 103V101H178V104ZM194 103V102H193ZM214 102H211V104H213ZM220 103H223V102H220ZM236 103V102H235ZM235 103H234V105H235ZM249 103V102H248ZM75 104V103H74ZM73 104V105H74ZM127 104V103H126ZM134 104V105H135ZM167 104V105H166ZM177 104V105H178ZM185 104H189L190 105V103L188 102V103H185V101H184V103H183V105H185ZM200 104H202L201 102H200ZM252 104H249L251 107H252ZM257 104V103H256ZM255 104V105H256ZM31 106V107H28V106ZM48 105V104H47ZM86 105V104H85ZM115 105V104H114ZM128 105V104H127ZM146 106H147V103L145 104ZM158 105V104H157ZM156 105V106H157ZM159 105V106H160ZM180 105H181V108H180V106L178 107V109H176L175 107V109H176V112L178 111L179 113V116H176L175 117V115H176V113H175V115L174 114H172L171 113V111L169 112V111H166V110H168V109H165V111L166 112H168V113H171V114H169L168 116H170L171 118H169L168 117V119L167 118H165L166 117V115L168 114V113H166V112H162L161 111V107L162 106H160V109L158 108V107H156V106H154L157 110L159 109V111L161 112V114H160V112L159 111H157L160 115H162V113L164 114V113H166V115H165V117H164V120H160L161 121V125H160V121H159V123H157V124H159V126H157L155 123L156 122H158V121H156V119L158 118V117H156V116H159V118H161V116L160 115H158V113H156V112H153V114H155V116L153 117V119H151V122H150V120H149V118H148V122L149 123H147V119H146V125H149V127L151 128L152 127V125H154L155 126V129H157V128H159L160 126V129H163V126H164V128L165 129H170V130H168V131H158L159 129H157V130H155V129H152L151 128V132L153 131L154 133L155 132H157L156 134H155V136H154V134H153V141H149V139H148V133H150L151 134V132H148V133H146L147 134V136L148 137H142L143 139V141L144 142H146V139L145 138H147L148 139V143L150 144V145H152L153 143H158V144H156L157 145V147H156V149L158 148V151H156V150H152L148 145H147V147H146V145H142L141 146V144L138 142V145L137 144H132L133 142H132V137L131 136H133L130 132H128V133H130L131 135H128V137L130 138L131 137V140H129V139H127L128 141H131V144L133 145V146H137L136 148H138V146H141L140 147V149L139 150H141V149H143L144 147L147 149V148H150L151 150L150 151H153L154 153L153 154H151V152L149 153L148 151H146V153H149L150 154V156H154V158L152 159L151 158V160L153 161V163L152 164H148L147 162V160H150V158H148L147 156H149V155H147L146 153H145V155H143L141 152H145L144 151V149H143V151L141 150L140 152H138L137 153V155H140V153H141V156H144V157H142L143 159L141 160V158H139L141 161H139V159H138V161H134V162H132L133 161V159L135 158V156H131L132 157V161H131V163H132V165L134 164V167L132 166V165H130L131 166V168H135V169H133V171L132 172H128V168L127 169H124V171L127 173L128 172V174H129V178H130V182L132 183V181L134 180V179H138L139 181H137L138 183H136L135 181L136 180H134V182L135 183H132L133 185H131L129 182H127L126 180H129V178H127L126 180H125V174L121 177L122 179L124 178V180L123 181H126V183L128 184H130L131 185V187L133 186V188L134 187H140V186H137V184H139L140 185V183L142 182L143 184L141 185L142 187H143V193L145 194L146 193V196L144 195H142V194H140V195H142V197H144V198H146L147 196V198H149L148 200H149V202L151 201L152 202V204L154 205V204H156L155 202H158L157 204H156V206H158L157 208H158V210L157 211H159V208H160V211H159V217H160V213H161V215H162V217L164 218L163 220H161V219H154V218H157L158 217V215L156 216V215H154L153 213H154V211H156V206H155V210L154 211H152V209H154V208H152V206L153 205H150L149 206V209H150V207L152 208V209H150V210H147V209H145V212H146V210H147V214H149L148 216L150 217L151 216V220L152 219H154V221L152 220V222L156 225V223H155V221H157V223L158 222H160V221H164L165 220V224H163V230H161L160 231V229H157V231L159 230L160 232L158 233V234H163L165 237H169L170 239H171V241L169 242V245L167 246V247H165V248H162L161 246H159L158 248L160 249V247L163 249V251H162V249H160L161 251H162V254H160L156 259L155 258H153V259H155L153 262H155L156 264H264V260H263V258L261 259L260 258V256H258V254H256L255 252H253V251H250L248 248H247V246L245 245V244H249V243H251V242H253V244H254V246L256 245V244H258L257 243V241H259L260 239H258V238H261V237H256L257 235H259V236H262V239L264 240V238H263V236H264V229L262 228V226H264V224L262 225V226H260L262 223H264V222H262L260 225H258L257 227L256 226H253V224L251 225V226H253V228H255V230L253 231L252 230V228H251V226H250V230H249V234L251 233V231H252V235L253 236H255L253 233L255 232V234H257L255 237L257 238L255 241L254 240H251L252 238L250 237L249 238V242H244V241H242L243 240V238H245V237H248L247 235V233H246V231H248L247 229H248V227L246 226V223L245 222H247V220H249L250 219V216L251 215H249L248 214V212H245V218L247 219H245L244 218V225H242V227H241V222L243 223V220H239L238 219V217H239V215L238 214H240L241 215V213L243 212V208L242 209H239L238 208V204H241V203H239L238 202V200H239V198H240V195L239 194H241V192H239V193H237L238 191H242V193H243V190H244V193L243 194H241V195H244V196H247V198H246V200L248 199V201H249V204H250V201H252L251 200V198H253L252 196H254V195H256V193H258L259 191V193H261V194H263V192L264 191H262V190H264V180H263V178L262 177H260L259 178V174H261L262 175V172L264 171V129L262 130V134H260V131H259V129H261V127L259 128L258 126L260 125V124H263L261 121L263 120L262 119V117L264 116H262V117H259L258 115H260V114H257V112L259 111H257V107H258V105H256L257 107L255 108L254 107V105H253V107L250 109L247 105H246V110H247V108H249L250 110H249V112L251 111L252 112V110L254 111V109H256V111H254V112H252V114H250L251 116L252 115H254V114H257V116L256 117H259V120H260V124L257 126L258 128L257 129H255V130H258L257 131V133H256V135H254L255 134V132L256 131H253L252 133H254L253 135L255 136L254 138H256V140H258L257 142L259 143V140H261L260 142H263V143H259V144H256V143H254V141L253 140H255L254 138H252L253 137V135H252V133H250V131H248L249 132V135L250 136H252V137H250L251 139H253V140H251V141H249V136H248V138H246L247 137V134L248 133H244V134H239V136H240V138H239V136H238V138H237V136H235V135H237L236 134V132H234V131H237V132H239L238 131V129L239 128H237V130H235L234 129V127H233V133H232V127H231V122H229V120H231V119H229L228 120V122H227V120H225L228 124H230V125H228L227 126V124H226V126L228 127V129H229V131H231L230 132V134L232 133L233 134V136L231 135V137L232 138H229L230 136H229V134H228V139H232V141L234 142L236 139H237V141H235V142H237V144H236V147L239 149H235L236 147H232V146H235V142L231 145V144H229V143H232V141H228L227 139H226V132H228L227 130H226V132L224 131V133L223 134H225V137H224V135L222 134L221 135V133L219 134V132L218 133H215L216 135H214L213 136V138H214V142L211 140L210 142H212V145H213V143H215V145H216V142H215V139L217 140V145L215 146L214 145V147H213V149L215 148V147H218L219 148V146L222 148L223 147V149H221L220 150V148L217 150L216 148V150L218 151V152H224V151H226V152H228V153H226V155H236V153L237 154H239V152H240V150H242V148H243V150L246 148V145L244 144L245 142L244 141H241L242 140V137H243V140H247L248 139V142H250L248 145H247V149H246V151L248 152H250L251 150V152L249 153V155L247 156V157H245L244 156V154H245V152L246 151H244L243 152V150L240 152L242 155H240L242 158L243 157H245L244 159H245V161H244V159H242L241 157H239V159L241 158L242 159V161H244V163H243V165H241L239 162H241L242 163V161L241 160H239V159H237L238 158V155H236L235 157H237L236 159H237V162L235 161V160H233V158L235 159V157H233L232 158V156H231V159L233 160V162L235 163H233L232 164V160L229 158H227V159H225V157L226 156H224L225 155V153L222 155V153L220 154V155H218L219 156V159L221 158V160L222 159H225V160H222V161H219L218 160V158H216V157H218V156H216L215 155V151L213 152L212 151V147H210L211 148V151L214 153L213 155V157L212 158H214L215 156V162H213L212 160H214V159H208V157H209V155H212V153H210V154H208L209 152H211L210 151V148H208L209 147V145H210V143L209 142H206L207 143V145L208 146H206L207 147V149H209V151L208 150H204L205 149V145H203V147H202V144H206L205 143V140H206V138H209V139H211L212 138V133L210 132V130H209V128L208 129H206V130H208V132L209 133H211V134H208V133H206L207 131H202V128L200 127L199 128V126L197 125L198 123H197V120L196 119H194V120H192L191 118H194L193 117V114H195V112L193 113V111H195V110H193L192 108H193V106H192V108H190L189 107V105H188V107H189V109L187 108L185 111V113H184V111L183 112H181L182 110H183V105L180 103ZM199 105V104H198ZM223 105V104H222ZM241 105V107L242 108H244L245 107V105H243L242 106ZM40 106H41V104H39V110H40ZM131 106V105H130ZM130 106H129V108H130ZM200 106H202V105H200ZM207 106H209V104L207 105ZM225 106V105H224ZM224 106H222V108H224ZM226 106H225V108H226ZM240 106V105H239ZM11 107V108H10ZM117 107V106H116ZM126 107V106H125ZM131 107H133V108H135L134 106H131ZM149 107H151V106H148L147 108L146 107H144L145 109H146V111H148V109L151 111L152 109V107L151 108H149ZM164 107H162V108H164ZM185 107H187L186 105H185ZM195 107V106H194ZM204 107V106H203ZM205 107H206V104H205ZM204 107V108H205ZM240 107V108H241ZM259 107V108H260ZM10 108V109H9ZM13 108V109H12ZM119 108V107H118ZM117 108V110L119 111L120 109H118ZM140 108V107H139ZM144 108H143V115L146 113L145 111H144ZM154 108V109H155ZM221 108V107H220ZM230 108V107H229ZM231 108V109H232ZM235 106H234V109H232V110H234L235 111V113H236V110H235ZM239 108V110H241L240 112H242V109H240ZM254 108V109H253ZM47 109V108H46ZM76 109V108H75ZM126 109V108H125ZM124 109V110H125ZM174 109V110H175ZM179 109H182L181 111H179ZM192 109V110H191ZM196 109V108H195ZM202 109V108H201ZM200 109V110H201ZM227 109V108H226ZM237 109V108H236ZM113 110H115L114 109V107H113ZM131 110V109H130ZM141 110H138V111H140V112H142ZM163 110V109H162ZM199 110V109H198ZM246 110H244V112L246 111ZM61 111V114L62 115H64V117H70L69 115H67V112H64V110H60ZM117 111V112H118ZM156 111V110H155ZM164 111V110H163ZM202 111V110H201ZM200 111V112H201ZM204 111H205V109H204ZM248 111V110H247ZM9 112V111H8ZM116 112V111H115ZM116 112V113H117ZM132 112V111H131ZM136 112V111H135ZM145 112V113H144ZM214 112V111H213ZM237 112H239V111H237ZM239 112V113H240ZM244 112L242 113V114H244ZM250 112V113H251ZM256 112V113H255ZM119 113H120V111H119ZM119 113H117V115L115 114V117L117 116L118 117V115H119ZM182 113V115H180ZM248 113V112H247ZM260 113H263V112H260ZM113 114H114V112H113ZM122 114V116H123V114L124 113H121ZM177 114V115H178ZM183 114H185V115H183ZM198 114H199V112H198ZM241 114V113H240ZM241 114V115H242ZM140 115V117H141V113L139 114ZM139 115H138V117H139ZM143 115H142V117H143ZM172 115V116H171ZM174 115V116H173ZM220 115H223V114H220ZM219 115V116H220ZM230 115V114H229ZM244 115H246V114H244ZM249 115V114H248ZM122 116H119V117H122ZM147 116V114L145 115V117ZM181 116H183V117H186V118H190L191 116V118H190V120H187L185 123H186V126L187 127H185L183 124H185L184 122H183V124L181 123L182 122V118L183 117H181ZM237 116V115H236ZM236 116H235V118H236ZM261 116V115H260ZM115 117H114V119H115ZM116 117V118H117ZM141 117V118H142ZM162 117H163V115H162ZM218 117V116H217ZM223 118V123L225 124V121H224V116H222ZM247 117V116H246ZM254 117V120L256 119V121H258V118H255V116H253ZM216 118V117H215ZM221 118V117H220ZM220 118H218L217 120H219L220 121ZM230 118V117H229ZM234 118V119H235ZM250 118V117H249ZM31 118H29V120H30ZM119 119V118H118ZM118 119H117V121H118ZM143 119V118H142ZM155 119V120H154ZM161 119H163V118H161ZM226 119V118H225ZM233 119V118H232ZM237 119H239V118H237ZM237 119H236V123H237ZM241 119V118H240ZM239 119V120H240ZM243 119V118H242ZM241 119V121H243ZM246 119V118H245ZM251 119H253V118H251ZM262 119V120H261ZM140 120V119H139ZM143 120H145V118L143 119ZM155 121L154 123L152 122V121ZM157 120H159V119H157ZM180 120H181V122H180ZM185 120V119H184ZM183 120V121H184ZM191 120H192V122H194V123H192L191 122ZM254 120H253V122H254ZM116 121V122H117ZM127 121H129V120H127ZM142 121V120H141ZM162 121H163V123H162ZM189 121V122H188ZM222 121H220V123H222ZM233 121H235V120H233ZM246 121H247V124H249L248 122H250L251 124H252V122L251 121H249V120H245L244 122H242V123H244V126H245V124H246ZM27 122V121H26ZM119 122V121H118ZM130 122H133V121H130ZM179 122V123H178ZM191 122V123H190ZM239 122V121H238ZM259 122V121H258ZM125 123H126V121H125ZM129 122H127L125 125H123V126H126L127 125V128L129 129V126H130V128H131V124H128ZM150 123L152 124L151 126H150ZM181 123V124H180ZM192 124L191 125V127H190V124ZM233 123H235V122H233ZM24 124H25V122H24ZM114 124V123H113ZM117 123H115V125H116ZM133 125L135 124V123H132ZM163 124V125H162ZM168 124V126H166V127H168V128H166L165 127V125H167ZM195 124V127L193 126ZM239 124V123H238ZM246 124V125H247ZM254 124V123H253ZM258 124V123H257ZM36 125V124H35ZM133 125H132V127H133ZM136 125H138V123L136 124ZM139 125H140V128L139 127H137L138 129H139V131L140 130H142L141 129V124L139 123ZM236 125V124H235ZM255 125V124H254ZM122 126V125H121ZM197 126V127H196ZM224 125H222L221 127H223ZM226 126H224V127H226ZM231 128H230V127ZM233 126V125H232ZM243 126V127H244ZM253 126V125H252ZM251 126V127H252ZM261 126V125H260ZM263 126V125H262ZM115 127V126H114ZM136 126L134 125V128H135ZM146 127V126H145ZM195 128V130H196V128L198 129H200V131L202 132V134L203 133H206V134H208V135H210L211 136V138H210V136H207L206 134H204V137H205V140H202L201 138L202 137H200V136H202V134H200L199 132H198V130L195 132V133H199L200 134V136H198V135H195L194 134V128ZM227 127H226V129H227ZM242 127V126H241ZM242 127V128H243ZM248 127V126H247ZM253 127H255V126H253ZM34 128H35V126H34ZM34 128H33V125L30 123V121L29 122H27L26 123V125L25 126H23V127H19V128H17V130H16V134H15V138L19 141V143H20V141L28 134V133H31V131H33L34 130ZM126 128V127H125ZM126 128V129H127ZM143 128V127H142ZM148 127H146V129H147ZM149 128V129H150ZM263 128V127H262ZM38 129V128H37ZM117 129H119V128H117ZM137 129V130H138ZM148 129V130H149ZM205 128H203V130H204ZM122 130H125L124 128L122 129L121 128V130H120V132L122 131ZM132 130V133L133 132H135L134 130H133V128H131L129 131H131ZM135 130H136V128H135ZM136 130V131H137ZM144 130V129H143ZM142 130V131H143ZM222 130V129H221ZM224 130V129H223ZM244 130H245V128H244ZM250 130H251V128H250ZM254 130V129H253ZM110 131V130H109ZM125 131H128V130H125ZM138 131V133H140V132H142V131H140L139 132ZM242 131V130H241ZM252 131V130H251ZM162 132V133H161ZM221 132H223V131H221ZM246 132V131H245ZM259 132V133H258ZM34 133V132H33ZM109 133V132H108ZM118 133H119V131H118ZM127 133V134H128ZM136 133V132H135ZM135 133H133V134H135ZM143 133H144V131H143ZM141 134V136H143L144 134ZM167 133H169V135L167 134ZM197 133V134H198ZM229 133V132H228ZM79 134V133H78ZM107 134V133H106ZM110 134V133H109ZM122 134V133H121ZM120 134V136L119 137H123V136H125L126 137V132L124 133V134H126V135H121ZM217 134H219L218 136H217ZM235 134V135H234ZM260 134V136H258ZM117 135V134H116ZM136 135V134H135ZM140 135V134H139ZM243 135V136H242ZM261 135H263V137L261 136ZM118 136V135H117ZM197 136H198V139H197ZM223 137V139H224V143H222V144H224V146L226 145H228L229 147H232L233 149H232V151H231V148H230V152L228 151V150H225L226 148H229L228 146L226 147H224L223 145L221 146V144L218 146V144L219 143H221L220 141H218V140H220V139H222V137L220 138H216V137ZM236 137V139H235V137ZM242 136V137H241ZM245 136V137H244ZM134 137V136H133ZM135 137H139L140 138V136H135ZM257 137H262V138H257ZM113 138L116 140V138L114 137V135H113ZM118 138V137H117ZM121 138H119L118 139V141H121L120 139ZM152 138V137H151ZM150 138V139H151ZM199 138L201 139V143H200V140H199ZM212 138V139H213ZM125 139V140H126ZM196 139L198 140V141H196ZM204 139V138H203ZM227 141H226V140ZM239 139H241V140H239ZM97 140V139H96ZM124 140V139H123ZM122 140V141H123ZM126 140V141H127ZM135 139H133V141H134ZM208 140V139H207ZM206 140V141H207ZM125 141V142H126ZM137 140H135V142H136ZM204 141V142H203ZM223 141V140H222ZM225 141L226 142H229V143H225ZM238 141H241V142H243V145L242 146H245V148L244 147H241L240 145L242 144H240ZM124 142V143H125ZM144 142H142L143 144H145ZM150 142H153L152 144L150 143ZM197 142L198 143H200V144H197ZM219 142V143H218ZM247 142V141H246ZM247 142V143H248ZM86 143V142H85ZM119 143V142H118ZM254 143V144H253ZM129 144L130 143H127V144H125V145H127V147H128V151H129V147L131 146V147H133L132 145H130L129 146ZM146 144H147V142H146ZM240 144V145H239ZM261 144H262V146H263V148H262V146H261ZM122 145H124V144H122ZM154 145V144H153ZM201 145V146H200ZM231 145V146H230ZM249 145H251L250 147H249ZM252 145H253V147H252ZM260 145V146H259ZM121 146V145H120ZM144 146V147H143ZM238 146H240L241 147V149L238 147ZM127 147L124 149V150H126L127 149ZM143 147V148H142ZM155 147V146H154ZM153 146H152V148H154ZM251 147L253 148V149H251ZM115 148V147H114ZM117 148V147H116ZM133 148H135V147H133ZM132 148V149H133ZM123 149V148H122ZM122 149H120V152L122 151ZM131 149V150H132ZM145 149V150H146ZM155 149V148H154ZM250 149V150H249ZM118 150V149H117ZM137 150L138 149H134V151L135 152H137ZM138 150V151H139ZM148 150V149H147ZM234 150H236V152L234 153ZM127 150L125 151V152H128ZM204 151H206V152H204ZM207 151H208V153H207ZM239 151V152H238ZM158 154H157V153ZM234 154H233V153ZM130 153V152H129ZM131 153L132 154H130V155H133L134 154V152H133V150L131 151ZM217 153V152H216ZM121 154V153H120ZM119 154V155H120ZM208 155V157H207V155ZM219 154V153H218ZM247 154V153H246ZM123 155H124V153H123ZM128 155V154H127ZM134 155H136V154H134ZM147 155V156H146ZM222 155V156H221ZM121 156V155H120ZM140 156V157H141ZM221 156V157H220ZM230 156H227V157H230ZM119 157V156H118ZM130 157V156H129ZM137 157H139V156H137ZM160 157V158H159ZM224 157V158H223ZM113 158H115V157H113ZM128 159V157H125V159ZM147 159L146 161L144 160V159ZM210 158V157H209ZM125 159H123V160H125ZM126 159V160H127ZM131 158H129V160H130ZM136 160H137V158H135ZM134 159V160H135ZM114 161L115 160H117V159H113ZM122 160V159H121ZM150 160V161H151ZM209 160H211V161H209ZM228 160V162H224V161H227ZM229 160L231 161V164L233 165L232 167V171H233V173H234V171H235V169H234V165H237V163H239L235 168H236V170L238 169L239 170V173H238V170L237 171H235V173H236V175H237V173H238V176H236V180H235V174H232V172H231V174L233 175V177H228V179H229V181H230V179L231 178H234V179H232L230 182H238V178H239V185L237 184V186H239L238 188V190H237V186H236V184H234L233 182L232 183H230L228 180H226L227 181V183H226V181H225V179L227 178V176L226 175H224V179H223V181H224V183H226V184H228V183H230L231 185L230 186H232V187H229V184H228V189L230 190V192H229V190L227 191V189H226V187H225V184L221 181L222 180V177H220V176H218V178H217V176H215L214 177V174L215 173H210V171H212V169L214 168V166L215 165H218V162H219V165L221 164V163H223V165L225 164V165H227L228 167H227V169L228 168H230L229 167V165H231V164H229L230 162H229ZM142 161H144V162H146V163H143ZM151 161V162H152ZM218 161V162H217ZM239 161V162H238ZM249 161V162H248ZM111 162V161H110ZM118 162V161H117ZM121 162V161H120ZM151 162H149V163H151ZM217 162V163H216ZM248 162V163H247ZM252 162H254V163H252ZM119 163V162H118ZM130 163V161H128V164ZM214 163V164H213ZM216 163V164H215ZM228 163V164H227ZM252 165H251V164ZM121 164V163H120ZM126 164V163H125ZM124 164V165H125ZM128 164H126L125 166H128L129 167V165ZM121 165H123V163L121 164ZM222 164H221V166H219V168H217L218 166H216L215 168L216 169H213V171L214 170H216V172H217V170L222 174L223 172H225L227 169H226V166H225V168L223 169V166ZM246 165H248V166H250L251 165V167L254 165H256V166H258L261 170V173L259 172V168H254V167H247V168H249V169H246L245 168V166ZM238 167V168H237ZM126 168V167H125ZM130 168V169H131ZM221 168H222V170H221ZM123 169L121 170V171H123ZM251 169V170H250ZM257 169H258V174L256 173V171H257ZM127 170V171H126ZM120 171V172H121ZM223 171V172H222ZM230 171H231V168H230ZM229 170L228 171H226V172H230ZM215 172V171H214ZM219 172H217V174L219 173ZM121 173H124V172H121ZM131 173H133V174H131ZM219 173V174H220ZM101 174V173H100ZM99 174V175H100ZM120 174V173H119ZM128 174H126V176L128 175ZM130 174H131V177H130ZM231 174H229V175H231ZM136 175V176H135ZM216 175V174H215ZM223 175V174H222ZM227 175H228V173H227ZM258 175V176H257ZM260 175V176H261ZM100 176H102V175H100ZM119 176H121V175H119ZM133 176H135V178H133ZM263 176H264V173H263ZM120 178V179H121ZM241 178V179H240ZM98 179V178H97ZM115 179V178H114ZM117 180H116V182H119L120 181V179L117 177L116 178ZM119 179V180H118ZM133 179V180H132ZM241 180V181H240ZM98 181H99V179H98ZM141 181V182H140ZM99 182H101V180L99 181ZM111 183H112V181H110ZM114 182H115V180H114ZM115 182V183H116ZM110 183V184H111ZM241 183V184H240ZM247 183H248V185H247ZM96 184H98V183H96ZM117 184V183H116ZM114 184L113 185V187L112 188H110L111 189V191L114 189L115 190V195L116 196H119L118 194H120V196L122 197L123 195H121V193H122V191H121V187H120V185L119 184ZM125 184V183H124ZM123 184V185H124ZM128 184V185H129ZM246 184V185H245ZM93 185H94V187H97V188H99L100 189V187L99 186H96L95 185V183H93ZM112 185V184H111ZM123 185H121L122 187H123ZM235 185V186H234ZM115 186H117V189H116V187ZM118 186H119V189H118ZM234 186V187H233ZM245 186H247V187H245ZM131 187H129L128 189H130ZM125 188V187H124ZM233 188V190H235L236 189V191H234L235 193H231V191H233V190H231V189ZM242 190H241V189ZM244 188V189H243ZM135 189V188H134ZM142 190V188H139V190L138 191H141ZM92 190H94V189H92ZM116 190H118V193H116ZM122 190H124V189H122ZM99 191V190H98ZM97 191V192H98ZM110 191V192H111ZM121 191V192H120ZM126 192H124V193H127V192H131V196H132V193L134 192V194H135V191H137V188L133 191V189H132V191H130V190H125ZM120 192V193H119ZM112 193V192H111ZM129 193H128V195H129ZM140 193V192H139ZM178 193H179V195L181 194L184 198L183 199H187L189 202H192V203H190L193 207H197V210H196V208H195V210L196 211H194V209L191 211V209H189L188 207V205L186 206V204H184V202L185 201H182L181 203H183L184 205H181L180 204V202H179V206H178V203H177V206H175V207H167L168 205V203L166 202L169 198L171 199V201H173V204L172 205H174V203H176L175 202V200H173V199H175L176 197H178V196H176V194L178 195ZM258 193V194H259ZM94 194V193H93ZM97 194V193H96ZM138 194V193H137ZM234 194V195H233ZM258 194H257V196H256V199H261L262 198V196H264V194L261 196L260 194V196H258ZM95 195V194H94ZM113 195V194H112ZM127 195V196H128ZM136 195V194H135ZM139 195V196H140ZM168 195H169V197H168ZM111 196V195H110ZM114 196V195H113ZM124 196H125V194H124ZM181 196V197H182ZM112 197V196H111ZM137 197V196H136ZM136 197H134V198H136ZM168 197V198H167ZM249 197V198H248ZM258 197V198H257ZM261 197V198H260ZM91 198V197H90ZM93 198H95V197H93ZM91 199L92 200V202H91V200H90V203H93L94 201L93 200H95V199ZM127 198V197H126ZM146 198V199H147ZM166 198H167V200H166ZM131 199V198H130ZM133 199V198H132ZM131 199V200H132ZM137 199V198H136ZM138 199H140V197L138 198ZM143 199V198H142ZM146 199H145V202H146ZM177 199H180V197L179 198H177ZM182 199V200H183ZM250 199V200H249ZM254 200H255V196H254V198H253ZM115 200V199H114ZM119 200V199H118ZM123 200V198H121V202H123L122 201ZM130 200V201H131ZM133 200H135V199H133ZM144 200V199H143ZM186 200V202H188ZM243 200H245L244 198H243ZM245 200V201H246ZM129 201V200H128ZM136 201H138V200H136ZM141 201V200H140ZM170 200H168V202H169ZM171 201H170V203H171ZM242 200H240V202H241ZM257 201V200H256ZM113 202H115L116 203V201H113ZM126 202V201H125ZM133 202V201H132ZM144 202V203H145ZM148 202V201H147ZM147 202H146V204H145V207L147 206L148 207V204H149V202H148V204H147ZM161 202V204H159ZM178 202V201H177ZM188 202V203H189ZM233 202V203H232ZM235 202H238V203H236L237 204V207H234V206H232ZM255 202V201H254ZM260 201L258 200V203H259ZM263 203H264V201H262ZM95 203V202H94ZM93 203V204H94ZM128 202H126V204H127ZM137 203V202H136ZM135 203V204H136ZM140 203V202H139ZM165 205V207H162L161 205H163V204ZM245 202L243 201V205H240L241 207H243V206H245V204L247 203L248 204V202L246 201V203L244 204ZM117 204V203H116ZM132 204V203H131ZM133 205L134 207H136L137 205H139V204H137V205ZM151 204V203H150ZM159 204V205H158ZM232 204V205H231ZM247 204H246V207H244V210L247 208V207H249V206H247ZM248 204V205H249ZM261 204V203H260ZM260 204L258 205V206H260ZM125 205V204H124ZM129 205V204H128ZM167 205V206H166ZM171 205V204H170ZM176 205V204H175ZM227 205H231L232 207H234V208H236V210L234 209V208H232L231 206H230V208L229 209H226V207H227ZM254 205V203L252 204L251 203V206H252V208H254V206L256 205V203H255V205ZM122 206V205H121ZM131 206V205H130ZM129 206V207H130ZM141 206V205H140ZM159 206H161V207H159ZM185 206V207H184ZM191 206V207H192ZM221 206H223V207H221ZM239 206V207H240ZM124 207V206H123ZM128 207V206H127ZM190 207V208H191ZM192 207V208H193ZM219 209H218V208ZM221 207V208H220ZM93 208H95V207H93ZM92 207H91V209H93ZM139 208H143V205H142V207H139ZM218 210H217V209ZM222 208L224 209L223 211H222ZM252 208L250 209L249 208V210H251L252 211ZM260 208V207H259ZM116 209V208H115ZM134 209V208H133ZM214 209H216L217 211H214ZM238 209V210H237ZM248 209V208H247ZM94 210V209H93ZM93 210H92V212H93ZM117 211L119 210V209H116ZM115 210V211H116ZM130 210H132V207L130 208ZM240 210H242V212L240 211ZM254 210V212L252 213V215H254L255 217H257V220H256V222H258V221H260V220H258V219H260L261 217H259L258 218V216H256V214L257 213H259L258 211H255L256 210V206H255V209H253ZM257 210H258V208H257ZM148 211H150V212H152L151 214L152 215H154V216H152L150 213H148ZM212 211H214L215 212V214L214 213H212ZM237 211H240L239 213H237ZM251 211H250V213H251ZM91 212V213H92ZM133 212H135V210L133 211ZM132 212V213H133ZM138 212L139 211H137L136 213H137V215H139L138 214ZM256 212V213H255ZM94 213V212H93ZM117 213V212H116ZM140 213V212H139ZM255 213V214H254ZM123 214V213H122ZM147 214H146V217H148L147 216ZM155 214H157V212L155 213ZM216 214L218 215V216H216ZM262 214H263V212H262ZM262 214H257V215H262ZM92 215V214H91ZM95 215V214H94ZM136 215V214H135ZM140 215H142L141 216V218L142 217H145V215L143 216V214L141 213ZM140 215H139V217H140ZM215 215V216H214ZM243 215H244V213H243ZM242 215V217H244ZM246 215H249L248 216V218H247V216ZM264 215V214H263ZM132 216H134V213H133V215ZM238 216V217H237ZM96 217V216H95ZM135 217V216H134ZM139 217H137L138 219H140ZM152 217H154V218H152ZM255 217H253V216H251V219H252V221H251V219H250V221L251 222H254L255 220H253ZM264 217V216H263ZM262 217V218H263ZM117 218H118V215H117ZM128 218V217H127ZM136 218V217H135ZM134 218V219H135ZM161 218V217H160ZM214 218V219H213ZM217 218V219H216ZM240 218V217H239ZM90 219H92V223L91 224H93V216H92V218L90 217ZM133 218H132V220H134ZM138 219H135V220H137L138 221ZM143 219H145V218H142V219H140L141 221H139L140 222V224L141 223H147L148 221H147V218H146V222H144V220ZM149 219V218H148ZM123 220V219H122ZM125 220V219H124ZM123 220V221H124ZM130 220V219H129ZM215 220H217V222L215 221ZM263 220H264V218H263ZM91 221V220H90ZM143 221V222H142ZM250 221H248V222H250ZM126 222V221H125ZM139 222H138V224H139ZM151 221L150 222H148V223H151V224H153ZM247 222V223H248ZM256 222H254V224H256ZM121 223V222H120ZM128 223H129V221H128ZM136 222H134L133 224H135ZM147 223V224H148ZM162 222H160L159 224H161ZM164 223V222H163ZM95 224L96 223H94L93 224V226H95ZM118 224V223H117ZM131 224V223H130ZM133 224H131L130 226H132V227H134L133 226ZM137 224V225H138ZM159 224H157V226L159 225ZM217 224H220V227L217 225ZM120 225V224H119ZM137 225H136V227H137ZM149 226H151L150 224H148ZM248 225V224H247ZM100 226V225H99ZM121 226V225H120ZM119 226V227H120ZM128 226V225H127ZM130 226H128V227H130ZM148 226V227H149ZM161 225H159V227H160ZM165 226V227H164ZM246 226V228L245 229H243V227H245ZM136 227H134V228H132V229H135ZM141 227H143L142 229H143V232H144V230L145 231H147V229H148V227L146 228V225H145V227L141 224ZM96 228H98V226L96 227ZM95 228V229H96ZM140 228V225H139V227H137V229H139ZM152 228H153V226H151V230H152ZM100 229L101 228H99V231H100ZM119 229V228H118ZM127 229V228H126ZM131 229V228H130ZM141 229V228H140ZM149 229H150V227H149ZM155 229H156V226L154 227V231H155ZM104 231H105V227H104V229H103ZM102 230V231H103ZM152 230V231H153ZM134 231V230H133ZM137 231V230H136ZM141 232H142V230H140ZM113 232H115V231H113ZM124 232V231H123ZM129 232V229H127V233ZM130 232H131V230H130ZM129 232V233H130ZM137 232H139V230L137 231ZM140 232V233H141ZM142 232V233H143ZM151 232V231H150ZM105 233V232H104ZM104 233H102L103 235H101V237L102 236H104L105 234ZM121 233V232H120ZM119 233V234H120ZM134 234L136 233V232H133ZM140 233H137V235H138V238L141 236V234ZM154 233V232H153ZM153 233H152V235H153ZM244 233H246L247 235H245V237L243 236V234ZM122 234V233H121ZM131 234V233H130ZM133 234V235H134ZM139 234H140V236H139ZM147 234V233H146ZM151 234V233H150ZM150 234H148L149 235V237L151 236L152 237V235H150ZM154 234H157V232H155ZM137 235H135L136 237H137ZM142 235H145L144 233L142 234ZM162 235V236H163ZM176 237H175V236ZM124 236V235H123ZM158 237L160 236V235H157ZM162 236H160V237H162ZM163 236V237H164ZM171 236H174L175 238H174V240H173V238L171 237ZM106 237V236H105ZM115 237V236H114ZM120 237V236H119ZM148 237V236H147ZM146 237V238H147ZM154 237H155V239H156V235H153V239L151 238V242H153L155 239H154ZM177 237H180L179 238V240H178V238ZM255 237H253V238H255ZM124 238V237H123ZM128 238V237H127ZM141 238V237H140ZM146 238H143V239H145V241H146ZM177 238V239H176ZM104 239V238H103ZM116 239H117V237H116ZM137 238H135V240H136ZM148 239V238H147ZM157 239H159V238H157ZM176 239V240H175ZM242 239V240H241ZM247 239V238H246ZM262 239H261V241H262ZM113 241H115V242H117V240H115V238H113L112 239ZM124 240V239H123ZM134 240V241H135ZM150 240V239H149ZM149 240H147V241H149ZM153 240V241H152ZM161 240V239H160ZM159 240V241H160ZM163 240V239H162ZM161 240V241H162ZM173 240V241H172ZM105 241H107L106 239H105ZM139 241V240H138ZM144 241V242H145ZM169 241V240H168ZM167 241V242H168ZM259 241V243L262 245V244H264V243H262V242H264V241ZM112 242V241H111ZM143 242V241H142ZM163 242H165L166 243V245H167V242L166 241H164L163 240ZM162 242V243H163ZM110 243V242H109ZM120 243V242H119ZM121 243H123V241H121ZM120 243V244H121ZM137 243V242H136ZM141 243V242H140ZM162 243H161V245H162ZM256 243V244H255ZM114 244V243H113ZM117 244V243H116ZM145 244H147V243H145ZM152 244V243H151ZM260 244H258V246H257V248H259V246H260ZM142 245H143V243H142ZM155 245H157L158 246V244H156L155 243ZM159 245H160V243H159ZM165 245V246H166ZM251 245V244H250ZM107 246H108V242H107ZM110 246H111V244H110ZM113 246V249H112V247H110L111 249H110V252H111V250H114V249H116L117 248V246L119 247V245H112ZM145 246V245H144ZM151 246V245H150ZM154 246V245H153ZM252 247V250L255 248V247H253V245H251ZM116 247V248H115ZM149 247V246H148ZM163 247H164V243H163ZM263 248H264V245L262 246ZM250 248V249H251ZM263 248H261V250L263 249ZM0 249L2 250V249H6V250H8V251H10V252H12V253H14V248H13V245H12V243H11V241L6 237V235H5V232H4V230H3V226H2V223H1V219H0ZM149 249H150V247H149ZM154 249V248H153ZM155 249H157V247L155 248ZM256 249V248H255ZM260 249V248H259ZM119 250V249H118ZM258 250V249H257ZM256 250V251H257ZM260 250V251H261ZM116 251V250H115ZM151 251V250H150ZM149 251V252H150ZM153 251V250H152ZM161 251H159V250H156V251H154V252H160L161 253ZM255 251V250H254ZM263 252H261V253H264V249L262 250ZM114 252V251H113ZM117 252V251H116ZM258 252V251H257ZM151 254V253H150ZM150 254L148 255V256H150ZM259 254H260V252H259ZM154 255H155V253H154ZM153 255V256H154ZM263 256V255H262ZM146 257V256H145ZM264 257V256H263ZM16 258V257H15ZM15 258H13V257H11V264H19L18 263V261L15 259ZM148 258V257H147ZM152 258V257H151ZM142 259V258H141ZM152 259V260H153ZM147 260V259H146ZM151 260V261H152ZM142 261V260H141ZM144 261V260H143ZM148 261H150V260H148ZM147 263V262H146ZM150 263V262H149ZM148 263V264H149ZM154 263V264H155ZM140 264V263H139ZM142 264V263H141ZM151 264V263H150ZM153 264V263H152Z\"/></svg>", "mask_w": 264, "mask_h": 264}, {"label": "rangeland", "instance_id": "obj_2", "mask_svg": "<svg viewBox=\"0 0 264 264\" xmlns=\"http://www.w3.org/2000/svg\"><path fill=\"white\" fill-rule=\"evenodd\" d=\"M6 1L8 2L9 0H6ZM6 1H5V2H6ZM25 1H26V0H25ZM28 1H29V0H28ZM28 1H27V4H28ZM64 1H65V0H64ZM67 1H68V0H67ZM70 1H71L70 3L68 2V3H69V5H68L69 8L66 6V3H67V2H66V1H65L66 3L64 2V3H65V6L67 7L65 12L67 13V12H68V9H69V11H70V10H74L75 12H76L75 9H79V10L81 9L80 12H77V13H74V14H75V15H76V14L78 15V13H80V15H82V17H81L80 15H78V17H81V18H78L77 15L75 16V18L77 17V18L79 19L78 21H82L83 24H82L81 22H78V21H77V18L75 19L74 17L68 16V15H71V11H70V13H67L66 16L71 17L72 19H74L75 22L77 21V23H79L80 25H81V24H82L83 26L85 25V26H84V27H85V28H84L85 31H83V30H84L83 27L80 28V26H79L78 24H77V25L74 24V27L79 26L78 30H80V31L83 29L82 31H83V34H84V35L86 34V32H89V31H90L89 34L87 33L88 36H89V35H90V36L92 35L94 38H93L92 36H91V37L89 36V38H88V36H85V38H87L86 40H90V41H92V40L94 39V40L97 41L96 38H101V37H103V38L105 39V36H104V35H108V34H105V33H108L109 30H111V31L113 30L114 33H115L116 35H118L119 38H118L116 35L113 36V35H114V34H113V31H112V33H111V31H109V33L112 34V35H111L112 38H113V37H117V38H114V41H113V39H112V41L110 42L111 38H110V40H107L108 38H107V36H106V39H105V40H107V42H106V41H105V42H106L107 44H106V43H102V42H104V39H103V38L98 39V41H97L98 46H97V43H95L96 41H94V40H93L92 42H89V41L86 42L85 38H83L84 36L82 37L83 39H80V37H79V33L81 34V32H78V33H77V34H78V39H79V40H82L83 42H82V41H79V40L77 39V41H79L78 46H80V47H78L76 44H75V45L72 44L73 47H69V50H68V49H65L64 46H62V44H63V42H62V40H61V39H62V38H61L62 36L60 35V33H61L62 31H59V32H60L59 34H58V33H54V36H55L56 34H57L58 36H55L54 39H52V37H50L52 40H51V41L49 40V41L52 42L53 40H55V41H57V43L59 42L58 44H60V43L62 42V43L59 45V47H60L61 49L58 47V44H57L56 42H55V43H56L55 45L50 44V45H53V46H51V48L54 47V46H57V47H55V50L52 49V50H54L55 52L60 53V51L62 50L60 54H58V53H55L54 55L51 54V56L53 55V56H55V58H56L57 56L60 55V57H58V58H59L58 60H59L60 62H58V61H54L55 59H54L53 61H50L51 59L47 58V56H49V57L51 58V56L49 55V53L53 52L52 50H51V52H49V51H50V48L42 47V49H44V51H45V49H46V51H45L46 53H45V55H44V58H46L45 60H43V59H44V58H43V54H44L43 52H44V51H43L42 49H41V52H42L43 54H41L40 52H37L38 50H36V48H35V50H36L35 52H37V54L40 53V54L42 55V56H40V54L37 55L32 49H30V51L32 50V51H33V54H31L32 51H31V53H30L29 48H27V47H25V46H24V48H27V49H24V48H23V45H24L23 43H24L25 40H27V39L24 40L25 37H24V38L22 37L23 40H24V42H22V41H23L22 39H21V40H22V41H21L20 38L16 37L17 35H19V32H20V31H19V32H16V31H17L16 29H18V28H22V27H19V23H18L19 21L17 22V20H14V21H15L14 23L17 22V24H18V25H17L18 28H17V26L15 25L16 28H15V27H14V28H15L16 31H13V32L11 33V35H10V31H12V29H10L11 26H10V28H8V29H10L9 32H8V31H7V32L2 31V30H7V26L11 25L9 22H7L9 25H6V29H4V28H3V29H0V31H1V32H0V45H4V46H5V44H6L5 47H2V46L0 47V52H1V53L3 52V54H1L0 56L3 55V57H4V56L7 54L8 56H7V57L5 56V57H6V59L8 60V57H9V55H10V57H9V60H10V58H11L13 55L8 54V53L11 52V53L15 54V57H14L15 59H16V58L18 59V57H19V60H20L21 63H24V61H25V60H23V57H21V56L26 55V56H25L26 58H27V55H28V57L31 55L30 58L33 57V56H35V57H33V59H34V58H35V59H36V58H37V59L40 58L39 61L41 60V63L43 62V64H45V63H46V65H48L47 63H49V65H50L51 63H52V65H56V64H57V66H55V67H57V68H58V66H59V67L62 66V68H61L62 71L65 72V69H67L66 73H67V72H68V73H71V75H69V74H68V75H69V76H72V78L69 79V76H67L66 73H64V74H66V75H64V74L62 73V71H61L59 68H58V69H59L60 71H59L58 69H53L52 66L50 65L49 67L52 69V70L50 69V71H53V70H54L53 72H55V70H56V71L58 70L61 74H63L61 77H63V76L66 77V76H67L68 78H66V79H68V80H66V79L63 80V78H62V80H61V77H60L61 74H60V73H57V74H56V73L51 72V74H50V76H51V77H50V78H51L50 86L52 85V86H54V87L50 90V89H49L50 87L47 88V87H48V86H47L46 88L49 89V91H50V92H49L47 89L45 90V88H44V86L49 85V84L47 83V81H46V85H45L43 82L45 81V79L48 80V81L50 80V79H48V74L50 73V71H49V72L47 73V75H46L47 78L44 77L45 79H43V77L41 76V74L39 73V71L36 72L37 69L35 68V66H36V65H35V63H36L35 59L33 60V59L31 58L33 61H35V63H33V61H32L30 58H29V60H28V61H30V60L32 61V62H31V61H30V62L32 63V66H33V64H34V67H32V66L30 67V66H29V65H31L30 62H28V63H30V64L27 65V66H26V64H28V63H26V64H25V67H24L23 64H21L20 62H18V63H20L21 65H20V64L18 65V64L16 63L17 61H16V62H12V60H10V61H9V62L11 63V64H10V63L5 59V57H4V58L1 57V58H2V63H1V58H0V65L2 64V65L4 66L5 64H3V63H5V60H6V62H8V64L6 63L5 67L3 68V69H6L5 71H7V72H3L2 69H1L2 66H0V67H1V68H0L1 73H3V74L5 75V76H3V74L0 73V76H3V77H0L1 80H2L3 78H5L4 81L6 80L5 82L9 83V80H10V79H9V75H10L11 72H12V74H14V75L11 74V75H12V76H11L12 79L17 77V78H19V80H20V76L23 75V76L21 77V78H22V80H21V81H22V84H23V82L25 81V79H27V80L25 81V84H27V86L31 89V92L29 91L28 87L25 86V84H23V87L25 86V88H26V93H27V94L25 93V90L23 89V87H21V88L23 89L25 95L28 96V95L30 94V96L33 98V95H32L33 92H35V93L37 92V91H33L37 84H38V85H37V86H38V89H40V87H42L43 90H42V94H41L39 100H38V101L35 100V101H36V104H33L32 107H31L30 105L32 104V102L34 103L35 101H31L32 98H31L30 96L28 97V99H27V100L29 101L28 104H30L28 107H31V108H29V110H28V111H29V113H27L28 115H26L23 119H19V120H18V117H20V114L22 115V113H21L22 111H21V110H22V108H23V105H26V104L21 105V104H20L21 101H19V100H14V99H13L14 101H16V103L19 101V103H17V104L15 103V110H14V109H13V108H14V106H13V105H14V104H13L14 101L11 100V99H9V102H10V105H9V106L13 107V108H12L13 111L10 109L11 107L9 108L10 110H8L9 112H8V111H5V112H4V111H1V110H0V129L15 128V127H17V126L24 125V122L26 123V121H27V122L29 121V118L31 117L32 112L34 113V110L39 106V104H45L47 107H49V109H50L51 111H53V112H55V113H61L60 110H64V112H67V115H69L70 117H73L72 121H70V122H72V125H74L75 132L73 133V135H75L76 140L79 141V143H80L79 145L82 146V149L88 154V156L90 157L91 160H93V161H95V162H97V163H100L101 166H102L103 168H105L104 171H106V172H110V173H108L107 175H105V177H104V179H103V189L101 190V197H100V201L102 202L103 207H101V211L97 212V216L101 219L102 222L106 223L108 230H110L111 234L113 235V238H115V240H117V242L113 241V243H114L115 245H119V247H118V246H117V248L115 247V248H116L115 250L117 251V254L121 257V259H122V264H139V263H140V264H141V263H142V264H148L149 262H150L151 264H152V263L154 264L155 262H153V261H154V260H155L160 254H162V251H163L162 248L167 247V246L169 245V242L171 241V239H170L169 237H168V238L165 237V236H164L163 234H161V233L158 234L161 230H163V224H165V220H164V221H160V222H162L161 224H159L160 222L157 223V221H158L157 219H161V220L164 219V218L162 217L161 213H160V217H161V218L159 217V214H158V213H159V211H160V208H159V211H157V210H158V208H157L158 206H156V204H157L159 201H158V202H155L156 204L153 205L151 201L149 202V200H148L149 198H147L148 196L146 197L147 199L144 198V197H142V195H143V196H144V195L146 196V193H145V194L143 193V187L141 186L143 183H142L141 181H140V182H141L140 185L137 184V186H140L139 188H142V190L140 189L141 191H138V190H139L138 187H134L135 189L137 188V191H135V194H136V195L134 194V192L132 193V196L130 195L131 192H130V193H129V192L124 193V192H126L125 190H127V191H128V190L132 191V189H133V191H134L135 189L133 188L134 185H133L132 183H135V182L138 183L137 181H139L138 179H137V180L134 179V180H136V181L134 182V180L132 179V180H133L132 183L130 182L131 180H130V178H129V174H128V172L130 173V172L133 171V169H135V168H131V166H130V165H132V163H131V161H132V157L135 156V158H137V160H136L135 158H134L135 160L133 159L132 162H134V161H138L139 158H141V160L143 159L142 157H144V156H141V153H142V154L144 153L143 155H145L146 151L149 152L151 149H152V150H156V151H158V148L156 149V147H157L156 144H158L157 142H156V143L150 142L151 144L153 143L154 145H153V144L150 145L148 142H149V141H153V137H154L155 134L157 133V132L154 133V132H153L154 130L151 132V131H150L151 128L153 127L152 129H155V126H156V125L159 126V124H157V123H159L160 120H164V117H165L166 113H168V112H166V111H169V112L171 111V109H170L171 107L168 108V106H167V108H165L166 106H165L164 104H165V102H166L167 100H166V101H162L163 98L166 99L167 97H169V98H167V99H168V100L170 99L171 102H172L171 98H175V99H173V101L175 100L174 104L176 103L175 106H176L177 108L174 106L173 102H172L171 104H172V107L174 106L176 109H178L179 106H180V108H181L180 103L183 105L184 101H185V103H188V102H189L190 105H189V104H185L187 107H185V105H183V106H182V107H183V110H182V109H179V111L182 110L181 112L184 111V113H185V112H186L185 110H186L187 108L189 109V107L192 108V106H193L192 109L195 110V111H193V113L195 112V114H193V117H194V118H191L192 116H191L190 118H191L192 120H194V119L197 120V123H198L197 125L199 126V128H200V127L202 128V131H207L206 133H208V134H211V133H212V138H213L214 135H216L215 133H218V132H219V134L221 133V135H222V134L224 133V131L226 132V130H227L229 133H228V132H226L227 134L225 133V134L227 135V136H226V139L230 142V141H232V139H228V138H227V137H228V134H229V136H230L229 138H232L231 135L233 136L232 133H233V130H234L235 128H236L235 130H237V128H239L238 131L240 130L239 132L234 131V132H236V134L238 133L237 135L234 134L235 136H237V138H238V136H239L240 133H241V134L248 133L246 138H248V136H249V138H248L249 141H251V140H253V139L250 138V137H252V136H250L251 134L249 135V132H248V131H250V133H252L253 131H256L255 134L252 133V135H253V134L256 135V133H257L258 130H255V129H257L258 127H259V128L261 127V129H259V128H258V129H259V131H260V134H262V130L264 129V116H263V115H264V111H263V110H262V111L259 110V109H261V107H260V105H258L259 100H257V99L260 98V100L263 99V101H264V96H262L263 93L261 94V97H259V98H254L256 94H257V95H256L257 97L260 96V94H258L257 91H255V89H254V97H253V94H252V93H253V90H252L251 93H250V92H245V94H244V93L241 94V92H240V93H239V96H238L239 98L237 99V101L234 99L236 103L234 102L235 105H234V103H233V105H232L233 108L230 106V103H231V102H230V103L228 102V104H229L228 107L226 106V104H227V103H226V102H227V97H225V98L223 99V101H222V100L220 101V99H222V98H221L222 96H221V97L219 98V101L216 102V101L218 100V97H219L220 95L226 96V95L222 92V89H223L224 86H223V85L221 86V84L224 83L223 81H225V79H226L225 76H226L227 74H228V75L231 74V73L233 72V69H234L235 67H237V66H236V63H237V62H235V61H236V59H238V60L240 59V58H239V57H240V55H239V53H240L239 48H241L242 46H244V47H242V49H244V48L247 47V48H246L247 51H249V50H250V51H254V50H253L254 47L256 46V47L258 48V47L260 46V44H259V41H258L257 39H255V38L253 39V36H252L251 34H249L250 32H249V33L247 32V31H249L248 28L240 29V31L242 32V34L240 33V34H241V35H240V34H238L239 29L237 30V28H234V29L231 28V29H233V31H232L231 29H229L230 27H229V28L227 27L226 29H224V31H222V29L224 28V26L222 27L221 24L215 22V23L218 24V26L220 25V27H222V29H221L220 27H219V28H220V29H219L217 25H214V24H213L214 21L211 22L212 20H211V17L209 16V14H208L207 16L204 15V14H206L207 12H204V14H203V11H202V10L206 11V9H205L206 6H203V5H207L206 3L204 4L205 0H204V2H202V0H198V1H201V3H203L202 5H201L197 0H196L197 3L194 2L195 0H180V1H179V0H170V2H169V1L167 2V0H166L165 3H164L162 0H160V1H159V0H146V3H147V4H145V2H143V3L145 4L144 7H143V5L137 3V2H136L137 0H135V2H136L137 4H139L140 7L144 8V10L146 11V12H145L146 23L144 22V23L146 24V25H145L146 28H145V27L143 26V24L141 23V22H143V20L145 21V19H143V20L141 21V19L144 17V15H141L142 12L144 13V10H142V8H140V9L142 10V12H141V10H140L139 13H138V14H140V15L142 16V18H140V15H138L139 18H140V20H139L138 18H137V19L135 18V19L138 20V21H136V20H132V25L130 26V25H129V22H130L129 20H127V19H126V20L122 19V20H123L122 23H124V25L120 22V23L122 24V25H121L122 27H121V26L119 25V24H120L119 22H118V24H117V21H120L121 19H120V17L118 18V16H119L118 13H119V12H118V11H117L118 13L116 12V5H115V3H116L115 1H116V0H115V1L111 0L113 3H110V2H111L110 0H82V2H81V0H77V1H76V0H75V1L70 0ZM117 1H118V0H117ZM119 1L121 2V0H119ZM138 1H139L140 3H142L141 1H143V0H138ZM144 1H145V0H144ZM164 1H165V0H164ZM31 2H32V0H31ZM31 2L29 1V3H30V7L28 6L29 4H28V5L26 4V6H28L29 9L31 8L30 10H32V7H34V5H35V3H33L34 1L32 2V5L34 4L33 6L31 5ZM76 2H77V3H76ZM80 2H81V3H80ZM126 2H127V0H126ZM64 3H63V4H64ZM75 3H76V5H74ZM82 3H83V4H82ZM136 3H135V4H136ZM191 3H192V4H191ZM111 4H112V5H111ZM193 4H197V5L199 4V5L197 6V7H198L197 9H199V10H200L202 7L204 8V9L201 10L202 13H201V11L199 12V16H198L197 13H195V12H198V10H195L196 8L193 7V6H196V5H193ZM73 5H74V6H73ZM113 5H115V9H114V6H113ZM139 5H137V7H139ZM146 5H147V6L149 5V6H148L149 9L152 7V9L149 10L150 12H149L148 14H146V13H147V10H146V9H147V6H146ZM188 5H189V6H188ZM31 6H32V7H31ZM63 6H64V5H63ZM65 6H64V8H65ZM72 6H73L74 8H75V6H77V7H76L75 9H73ZM111 6H113V8H112ZM191 6H192V7H191ZM28 7H27V9H28ZM70 7H72V8H70ZM145 7H146V8H145ZM175 7H176V8H175ZM189 7H190V8H189ZM199 7H201V8H199ZM111 8L114 10V12H113V10H112ZM193 8H195V9H193ZM173 9H174V10H173ZM175 9H176V11H175ZM177 9H178V10H177ZM192 9H193V10H192ZM64 10H65V9H64ZM151 10H152V11H151ZM171 10H173V11H171ZM178 11H179V12H178ZM112 12H113V13H112ZM115 12L118 14V16H117V14H116ZM140 12H141V13H140ZM168 12H169V13H168ZM172 12H174V13H172ZM175 12H176V13H175ZM177 12H178V14H177ZM15 13H16V12H14V15H13V16H16ZM19 13H20V12H19ZM19 13H18V14H19ZM170 13H172V14L175 15V16L177 15V16H179V17H181V18L183 17V18H182L183 20H182V19L180 20V21H183L182 23L186 22V21H184V18L187 19V20H189V21L187 22V23H188V26H186L185 23H184L185 25H182V27H183V26H186L185 28L183 27L184 30L181 29V31L183 30L182 34H183L184 31L186 30V31H188V32H187L185 35H187L188 33H190V34L193 33L192 35H194V32H191L192 30L189 29V23H190V24H193V22H194L195 25H196V23L198 22V23H197L198 25L200 24L201 26L204 25V26H206V27L203 26L204 29H202V28L200 27V25H199V27H198V25H197V26L193 25V27L195 26V28H196V29H195V28H192L193 31H194V29H195L198 33H197L196 31H195V32H196L197 34H200V35H198V36H199V37H198L197 34L195 33V35L193 36L194 38H195V36H196L198 39L200 38L199 40H201V36H202V34H203L204 32H207V29H208V31H209V30H211L212 32L214 31L213 35L216 34V35L213 36V38H210V37H212V34L205 33L206 36H207V34L210 35V36L208 35V36H209L208 39L210 38V39H211V42L213 41L212 39H214V38L216 39L218 36H220L221 39H218V38H217V39H218V40H221V41H219V42H222V40H223V42L225 41V42H224L225 44H222L223 42H222L221 44H222L223 46L226 45V47H227L229 50H232V46L234 45V46L236 47V48H235V49H236V52H234L235 49H233V50H232V54H231V52H229L230 55H228V53H227L228 50H226V49H227L226 47H224V48L222 47V49H221L222 51L224 50V52H222L221 50H220V51H221V54H222V55H223L224 53H225V55H226V54L228 55L227 57H224V59H225V58H226V59L229 58V56H230V58H231V55H232V57H234V55H235V57H236V58H235V61L233 60L234 58H232V59L229 58V64L231 63L230 60H232V61L235 62V67H233L234 64L231 63L232 66H230L231 64H230L229 66H230V67H233V68H232V69H231V68L228 69L229 66H227V68H225V69H228V71L226 72L225 69H218V67H215V66H218V65L220 64L219 62H220L221 60H220L219 62H218L219 59L216 60L219 64L214 65V67H212L213 64H215V63H217V62H215V61H213L214 63L211 62V63H213L212 66H211V64H208V63H210V62L208 61V63H207L208 65H207V64H204L205 67L202 65L203 67L201 66V68H200V67L198 68V70H200V69H202V68H203V69L206 68V69H204V70L202 69V72L199 71V72H201V73H203V74L198 73V72H197V69H196V72H195V73H190V75L194 74V76H193V75H192V76L188 75V76H190V79H189V84H188L189 86H186V89H183V88H185V87H182V86L184 85V84L182 85V83H181V82L184 81L183 79H182L183 81H181V82L178 83V84L181 83V85H182V86L179 85V86H181L180 89H179V87H178V84H177V87H176L177 90L174 89V87L169 86V85H166V86L164 85V86H162L163 84L166 83V81L168 82V80H169V79H167V77L170 76V75H168L170 72H169V73L167 72V75H168V76H167L166 74H165L166 76H164V72L167 70V67H168V66H171V65H175V66H177V64H174V63H179L178 60L181 59V57H182L185 53H187V52H189V54L191 53V56H195V55H192V54H194L193 52H190V51H191L190 48H191V47L194 48V46H196V44L199 43V42H198V43L194 44L195 41L197 42V40H198L197 38H196L197 40H196V39H184L186 36L184 37L183 35H182L183 37H182V36H179V37H182V39L180 38L181 40H178V39H179L178 36L176 37V35H174V34H173V35L169 34V33H171V31L173 32L172 29H171V31H170V30H169V31H166V29H165L164 32L162 31V30H163V29H162V30H161L162 33H161V31H158V29L162 28V27H160L159 25H157L158 23H159L160 25L163 24L162 26L165 27V28H167V25H168L167 22H168V23H171V22H172V19H170V18H169V21H167V20H168L167 18L171 15ZM200 13H201V14H200ZM109 14H110V15H109ZM112 14H113V15H112ZM120 14H121V13H120ZM167 14H168V17L165 16V15H167ZM196 14H197V15H196ZM202 14H203L204 16H206V18H205L204 16H201ZM108 15H109V16H108ZM29 16H30V14H28V16H27V14H24L23 12H21V14H19V16H18V20H20V26H21L22 24H23V26H25V24H26L27 22H28V24H26V26L29 25V22H30V19L28 18ZM72 16H73V14H72ZM93 16H94V17H93ZM175 16H174V17L170 16V17H171V18H176V20L179 21V17L177 18V17H175ZM16 17H17V16H16ZM16 17H15V18H16ZM109 17H110V18H109ZM163 17L167 19V20H166V23H165V20H164V23H160V22L163 21V19H164ZM202 17H203V18H202ZM208 17L210 18V22H211V23H210V26H209V19L207 20L208 22L204 20V18L207 19ZM71 18H70V19H71ZM82 18H83V20H82ZM115 18H116V19H115ZM121 18H124V17L121 16ZM80 19H81V20H80ZM119 19H120V20H119ZM150 19H151V20H150ZM53 20H55V21H53ZM53 20H48V21H50V22L48 23V26H49V24L51 23V21H52V22H56V23L58 22V20L56 21V19H53ZM93 20H94V23H93ZM149 20H150V23H148ZM176 20H174V21H176ZM202 20H203V21H202ZM70 21H71V20H70ZM72 21H73V20H72ZM72 21H71V22H72ZM124 21L126 22V25L128 24L129 27H131V29L128 28V27H127V28H128L129 31L132 30V32H134L133 34H135L136 38L141 36L140 39H136V38H135L136 40H135L134 38H132V39H134V41H136V42L131 41V43L134 42L133 44L130 43L131 38H130V40L128 39L129 36L131 37V35H129V34H132V33H129L128 30H126V32H128V33L125 34V30L122 29L123 26H125V22H124ZM127 21H129V22H127ZM170 21H171V22H170ZM190 21H191V22H190ZM204 21H205L206 23H205ZM112 22H113V24H112ZM135 22H137V23L140 22V24H142V27L145 28V29H144L145 32H144V30H143V31L135 30V29L137 28V26H140V24H138V25L135 26ZM151 22H152V23H151ZM155 22H156V25H157L156 27L154 26V25H155ZM157 22H158V23H157ZM201 22H203V23L201 24ZM43 23H44V22H42V24H43ZM46 23H47V21H45L44 25H45ZM72 23H73V22H72ZM84 23H85V24H84ZM107 23H108V24H107ZM110 23H111V24H110ZM114 23H115L117 26H116ZM130 23H131V22H130ZM133 23H134V24H133ZM137 23H136V24H137ZM58 24H59V23H58ZM70 24H71V23H70ZM148 24H149V25H148ZM151 24H152V25L154 24V25L152 26ZM44 25H43V28H44ZM46 25H47V24H46ZM46 25H45V27H48V26H46ZM75 25H76V26H75ZM82 25H81V26H82ZM113 25H114V26H113ZM128 25H127V26H128ZM211 25H213V26L211 27ZM51 26L54 27L55 24H54V25H50V27H49L48 29L44 28V31H46V30H51ZM69 26H71V25H69ZM72 26H73V24H72ZM72 26H71V29H73ZM96 26H97V27H96ZM105 26H106V28L104 29ZM132 26H134V27H136V28H134V27H132ZM169 26H170V25H169ZM169 26H168V28H171V26H170V27H169ZM190 26L192 27V25H190ZM207 26H208V27H207ZM214 26H215V27H214ZM216 26H217V27H216ZM57 27H58V25H57ZM157 27H159V28L157 29ZM182 27H181V28H182ZM191 27H190V28H191ZM41 28H42V26H41ZM43 28H42V29H43ZM124 28H125V27H124ZM133 28H134V29H133ZM147 28H148V29H147ZM168 28H167V30H168ZM187 28H188V29H187ZM197 28H198L199 30H198ZM205 28H207L206 31H204ZM25 29L27 30L26 27H25ZM25 29H24V27H23V30H25ZM52 29H55V27L52 28ZM56 29H57V28H56ZM121 29L124 30V34H122L123 31H122ZM138 29H139V27H138ZM140 29H141V28H140ZM140 29H139V30H140ZM155 29H157V31L160 32V34H155V33H157V31L155 32ZM200 29L203 31L202 34L200 33V32H201ZM213 29H214V30H213ZM246 29H248V30H246ZM13 30H14V29H13ZM18 30H19V29H18ZM23 30H22V31H23ZM26 30H25V31H26ZM28 30H30L29 26H28ZM69 30H70V27L68 28V31H69ZM74 30H75V29H74ZM74 30H70V31L72 32V31H74ZM78 30H77V31H78ZM96 30H97V31H96ZM101 30H103V32H105V33L100 32ZM234 30H235V31H234ZM244 30H245V31H244ZM25 31H23V33L20 32V34H21L22 36H23L24 34L27 35V32H28V31H27L26 33H24ZM52 31H53V30H52ZM54 31H55V30H54ZM54 31H53V32H54ZM66 31H67V30H66ZM66 31H65V33L67 34L68 31H67V32H66ZM91 31L93 32V34H92ZM115 31H116V32H115ZM117 31H118L119 33H117ZM121 31H122V32H121ZM186 31H185V32H186ZM189 31H190V32H189ZM199 31H200V32H199ZM227 31H228V32H227ZM243 31H244V33H243ZM14 32L16 33V35H15ZM29 32H30V31H29ZM40 32L43 33L42 30H41ZM49 32H50V31H47V33H49ZM74 32H76V30H75ZM74 32H73V33H74ZM84 32H85V33H84ZM120 32H121V33H120ZM140 32H141V33L144 32V33H143L144 37H143V35H140V34H141ZM167 32H168V33H167ZM221 32H222V33H221ZM223 32H224V33H223ZM232 32H235V34L233 33L234 35H233V34L230 35L229 33H232ZM5 33H6V34L9 33V34H7V35H10V37L12 36L13 39L11 38V40H10V37L7 36ZM47 33H46V34L43 33L44 35H42V37H41V36L39 37L40 40H41V42H44V41H45L44 38L48 36ZM51 33H52V32L49 33V34H50L49 36H53V34L51 35ZM63 33H64V30H63ZM63 33H62V35H63ZM73 33H72V35H73V37H75V39H76L77 35H76V34H73ZM94 33H96V34L99 33V34H97V35H99V37H95L94 35H96V34H94ZM101 33H102V35H103V34H104V35L102 36ZM166 33H167L168 35H171V36H174L175 38H177L178 41H177L176 39H175V40L173 39V41H176V44H173V43H175V42L172 41V38H173V37L171 38V36H170V38H171V42H172V43L168 41L170 38H168V37H169L168 35H167V37H166V35H165ZM246 33H248V35H251L252 38H251V36L248 37V36L246 35ZM28 34H29V33H28ZM68 34L71 35V33H69V32H68ZM83 34H82V35H83ZM110 34H109V35H110ZM121 34H122V35H121ZM133 34H132V36H133ZM190 34H188L186 38H190V36L192 37V35H190ZM217 34H220V35L217 36ZM221 34H223V36H222ZM237 34H238V35H237ZM243 34H245V35L248 37V39H246V40H245V38L243 39V37H244ZM5 35H6L7 37H6ZM13 35H15V38H14ZM21 35H19V37H21ZM30 35H31L30 38H31V37H34V36H32L33 34L30 33ZM45 35H46V36H45ZM59 35H60L61 37H60V38H56V37H59ZM120 35H121V36H120ZM123 35H124V36H123ZM125 35H127V36H125ZM139 35H140V36H139ZM155 35H156V36H157V35H159V36H160V35H163V37L168 38L167 40L164 39V38H162V39H164V41H165V40L168 41V42H167L168 44H166V47H167V46H172V44H173V45H177L178 42H179L180 45H181V42H180V41L183 40V41H182V45H181L182 47H181V46H180L181 48H180V47H177V50H178V48H179V50H178V51H179V58H178L177 55H176L177 57H175V55H174V53L176 54V53L178 52V51H176V48H174V47H176V46L172 47V48H174V49H173V52H174V50H175L176 52H174V53L172 54V52H171L172 49H171V47H170V48H168V49L170 50V51H169L170 53H168V52H167V53H164V56H165V57L161 58V57L163 56V54L161 55V54H159V53H161V52H162V53L165 52V51H161V50H165V47H164V48H158V45H159V44L161 43V41H163V40H162V39L159 40V38H158L157 40H159L160 43H159L158 41H157V42H154V41H156V40H155L156 37L154 38V41L151 43L152 40L150 41V39H152V37H154ZM203 35H204V34H203ZM227 35H228V36H227ZM235 35H236V36H235ZM44 36H45V37H44ZM65 36H66V35H65ZM67 36H68V35H67ZM67 36H66V37H67ZM80 36H81V35H80ZM135 36H133V37H135ZM188 36H189V37H188ZM216 36H217V37H216ZM225 36H227V39L230 37V41H229V39L226 40V37H225ZM237 36H238V37H237ZM246 36H245V37H246ZM68 37L71 38V39H69V40H73V41H75L74 38H72V36H68ZM108 37H110V36H108ZM120 37H122V38H125V37H126L125 40L123 39V42L126 41V39H128V40H129V44H131L132 47H131L129 44H128L127 46L124 45L123 42H122V38H120ZM142 37H143V38H142ZM161 37H162V36H161ZM193 37H192V38H193ZM223 37H224V38H223ZM239 37H241V38H239ZM7 38H9L8 40H9V43L11 42V44H12V40L14 41L16 38H18V39H16V41H17V40H20V42H22V43H19V44H20V45L23 44L22 47H21L19 44H17L18 41H17V42L14 41L15 44L19 45L20 48H18L17 45H16V46H14L13 44H12V45H11V44L9 45V43H8V47H9V46H12V47L6 48V47H7V43L4 42V43H5V44H4L3 41H5V39L7 40ZM26 38H28V36H27ZM41 38H42V39H41ZM206 38H207V37H206ZM232 38H233V39L236 38V39L233 40ZM47 39H49V37H48ZM67 39H68V38H67ZM67 39H66V41H67ZM115 39H116V40H115ZM241 39H242V40H241ZM33 40H34V39L32 38V41H31V39H29V40H27V41H31V42H33ZM42 40H43V41H42ZM63 40H65V39H63ZM100 40H102V41L100 42ZM138 40H140V41H138ZM185 40H187L186 43H187L188 41L195 40L194 42L191 41V42H193V45H194V46L191 45L190 48H188V49L186 48V49H187L186 52H184V49H183V48L186 47L185 45H187V44L184 43ZM199 40H198V41H199ZM202 40H206V39H203V38H202ZM202 40H201V41H202ZM218 40H217V43H218V44H217L216 42H215V43H214V42L210 43V41L206 40V43H205V44H206V46H207V44H209V45H208L209 47H208V46L206 47L205 44H204V46L206 47V49H210L211 52H212V51L215 52L214 50H216V49L219 50V49L221 48V46H222V45H221V46L219 47V44H220V43L218 42ZM232 40H233V41H232ZM249 40H251V41L254 40L255 42L252 41V44H250L251 41L248 42ZM256 40H257V41H256ZM49 41H47V42H49ZM148 41H150V42H148ZM215 41H216V40H215ZM226 41H227V42H226ZM239 41H240V44H239ZM6 42H7V41H6ZM14 42H13V43H14ZM31 42H29V44H30ZM50 42H49V43H50ZM70 42H72V41H70ZM75 42H76V41H75ZM99 42H100V44H99ZM127 42H128V41H127ZM256 42H257L258 44H256ZM2 43H3V44H2ZM26 43H28V42H26ZM34 43H35V41H34L33 43H31V44H34ZM49 43H48V44H49ZM52 43H54V42H52ZM73 43H74V42H73ZM76 43H77V42H76ZM82 43H83V45H82ZM124 43L127 44L126 42H124ZM170 43H171V44H170ZM189 43H190V42H189ZM189 43H188V44H189ZM202 43H204V42H202ZM226 43H227V44H226ZM228 43H232V44L234 43V44H233V45H230V44H228ZM242 43H244V45H242ZM245 43H246V44H245ZM79 44H80V45H79ZM90 44H93L92 47H94V48H92V47L90 46V47L92 48V51H90L91 54H88V55H90V57H89L88 55H86L87 60H89V61H87L86 58H84L86 53H83V52H81V51L84 50V49H83L84 47L86 48V47H87L88 45H90ZM102 44H103V45H102ZM161 44H162V43H161ZM164 44H165V42H164ZM183 44H185V45H184L185 47H183ZM191 44H192V43H191ZM211 44H213V45H215V46H216V44H217L218 47L216 46L217 48H215V46L213 47ZM235 44H236V45L238 44V45L236 46ZM247 44H249V45H247ZM254 44H256V45L254 46ZM72 45H71V46H72ZM85 45H86V46H85ZM101 45H102L103 47H102ZM178 45H179V44H178ZM189 45H190V44H189ZM200 45H201V43H200ZM200 45H199V46H200ZM228 45H230V48H229ZM240 45H241V47H239ZM246 45H247V46H246ZM251 45H252V47H250V48H251V49H250L249 46H251ZM13 46L15 47V49H13V48H14ZM33 46H34V45H33ZM33 46H32V47H33ZM45 46H46V45H45ZM61 46H62V47H61ZM75 46H77L78 48H81L82 50L79 51V49H78L77 47H75ZM82 46H83V48H82ZM99 46H100V47H99ZM129 46H130V47H129ZM139 46H140V47H139ZM164 46H165V45H164ZM199 46H197V47H199ZM245 46H246V47H245ZM253 46H254V47H253ZM40 47H41V46H40ZM74 47H75L76 49H78V50L75 49L76 52H75L74 50H73V52H70V49L72 50V48L74 49ZM88 47H89V46H88ZM90 47H89V48H90ZM98 47H99L100 49H99ZM159 47H160V46H159ZM161 47H163V46L161 45ZM187 47H189V46L187 45ZM202 47H203V46L201 45V48L199 47V48H197V49L201 50V52H202V50H203V51L205 50V52H206V49H205L204 47H203V48H202ZM211 47H213L214 49L212 48V49H213V50H212ZM256 47H255V48H256ZM4 48H5V49H4ZM56 48H57V49L59 48L58 51H56V50H57ZM97 48H98V49H97ZM195 48H196V47H195ZM237 48H238L239 53L237 52ZM257 48H256V49H257ZM1 49H2V50H1ZM6 49H7L8 52L6 51ZM8 49H10V50H8ZM11 49H12V50H11ZM16 49H17V50H16ZM23 49H24V50H23ZM47 49H49L48 53H47ZM160 49H161V50H160ZM180 49H181V50L183 49V50H182L183 52H181V53H182V56H180V54H181V53H180V51H181ZM186 49H185V50H186ZM13 50H15L16 52H17V51H21V52H22V50H23V52H22V54H21V52H20V54H19V52H17V53H18V56H16L17 53H15V51L13 52ZM59 50H60V51H59ZM67 50H68V53H67ZM89 50H91V49H88V48H87V51H89ZM166 50H167V48H166ZM189 50H190V51H189ZM218 50H216V51H217V52H216L217 54H216V53H213L212 55H215V54H216L218 57L222 56V55H220V52L218 53ZM4 51H6V52L4 53ZM9 51H10V52H9ZM85 51H86V49H85ZM87 51H86V52H87ZM93 51H94V52H93ZM98 51H99V54H98ZM167 51H168V50H167ZM65 52H66V53H65ZM69 52H70V53H69ZM74 52H75V53H77V52H81V53H79V54H81V56H80L79 54H77V55L75 56V57L78 58V59H79V58H82V59H79V61L77 60L76 63L73 61V60L75 59V58L73 59V55H72V54H74ZM90 52H89V53H90ZM92 52L94 53V55L92 54ZM95 52L97 53V55H96ZM211 52H210V53H211ZM233 52H234V55H233ZM34 53H35V55H34ZM64 53H65V54H64ZM157 53L159 54V56H160V55H161V56L156 58V55H158ZM183 53H184V54H183ZM206 53H208V51H207ZM236 53H238L237 55H239V56H237ZM4 54H5V55H4ZM62 54L64 55V57H65L66 55H69V56H70V57L68 56V58H69V59H67L68 61H69L70 58L72 57V58H71L72 60H70V61H73L74 64H73V62H72L73 65L68 66L69 64H68V65L66 64L67 66H66V65L63 66L62 63H63V62H64V63H67L68 61L63 60L64 57H63L62 60H60V58L63 56ZM70 54H71V55H70ZM82 54H83V55H82ZM165 54H166V55H167V54H169V55L171 54L170 56L175 57L177 60H176L174 63H173V61H171L172 63L170 62L171 64L168 65L167 67H166L164 64L167 65V63L169 64V62H167V63H164V62H163V63H164V64H163L164 66H163L162 68L164 69V67H165V71L163 72V71H160L162 68L159 69V68L162 66V62H161V64H159V63H160V61H159V62H157L158 64L156 65V61H158V58H161V59H163L164 61H165V60L168 61L169 58L166 59L167 56H166ZM202 54H205V53L203 52V53L200 54V51H199V54H197V55L199 56V55H202ZM208 54H209V53H208ZM218 54H219V55H218ZM19 55H20V56H19ZM36 55H37V56H36ZM74 55H75V54H74ZM78 55H79V56H78ZM92 55H93V56H92ZM216 55H215V56H216ZM38 56H39V57H38ZM83 56H84V57H83ZM91 56H92V57H91ZM94 56H95V57L97 56V57L94 58ZM98 56H99V57H98ZM204 56H207V54L204 55ZM217 56L214 57L213 60H215V58L217 59V58H218ZM66 57H67V56H66ZM114 57H115V59H116V58H119V59L115 60ZM201 57H202V56H201ZM222 57H223V56H222ZM20 58H22V59H20ZM41 58H42V59H41ZM52 58H54V57H52ZM88 58H90V59H88ZM93 58H94V59H93ZM122 58H123V59H128V61L130 60V61H131L130 63H131L132 65H131L130 63H127V60H122ZM129 58H130V59H129ZM206 58H207V57H206ZM17 59H16V60H17ZM24 59H25V58H24ZM65 59H66V58H65ZM92 59H93V60H92ZM107 59H108V61H109V59H110V62L106 61ZM131 59H132V60H131ZM221 59H222V58H221ZM226 59H225V60H226ZM19 60H18V61H19ZM26 60H27V59H26ZM46 60H47V61H46ZM48 60H49L50 62H49ZM114 60H115V61H114ZM118 60H119V61H120V60L123 61V63H124V61H125V62L127 63L126 67H125V63H124V65H123L122 62H121L120 64L117 63ZM142 60H143V61L145 60V61H144V64H143V61H142ZM238 60H237V61H238ZM13 61H15V60L13 59ZM22 61H23V62H22ZM37 61H38V60H37ZM45 61H46V62H45ZM61 61H62V63H61ZM65 61H66V62H65ZM75 61H76V59H75ZM116 61H117V62H116ZM133 61H134V62H133ZM135 61H136V63H135ZM204 61H205V60H204ZM204 61H203V62H204ZM206 61H207V59H206ZM206 61H205V62H206ZM211 61H212V60H211ZM55 62H58V63H55ZM82 62L84 63V66L82 65ZM107 62H108V63H107ZM114 62H116V65L111 64V63H114ZM132 62L136 64V65H135V66H136L135 69H137L136 71H134V69H133V71H132V73L134 72L133 74H135V72L137 73V71H140V69L138 70V68H142V67H140V62H141V65H142V66L144 65V67L147 66V65H149L150 67H153V66H151V65H156V66H154V67L157 68V67L160 65V67H158V71H160V73L162 72L163 74L161 73V74H162L161 76L164 77V78H161V80H162V79H163V80L167 79V80L164 81L165 83H160L161 80H159V81L156 83V86H155L154 88H152V87H153L152 84H153L154 82H156V81H155L156 78H154V76H153V80H154V81L150 78V79L153 81V83L151 84V82L149 81L150 79L148 78V76H147V78H146L145 76H146V75H150V77H151L154 73L156 74V73H159V72H157V69H154V67H153V70L151 69V70H152V75H151V74H150L151 71H150V67H149V66H147L148 68L145 67V68H146L145 70H147V73L150 72L149 74L145 73V70L143 71L145 74H144L143 72H140V74L142 73V75H144L145 78H144L143 76H141V75L139 76V75H138L139 72H138L135 76H133L132 73H130L128 76H127V74H126V75H125V74L123 75V73H125L126 71L129 72V70H127V68L131 69V68L134 67V66H133L134 64H133ZM203 62H202V63H203ZM205 62H204V63H205ZM221 62H222V61H221ZM12 63H14V65L16 64L19 68H22V66H23L24 68H26V69L28 68V69H27L28 71L26 70V72L24 73L25 70H23V69H24V68H23V69H21V72H18V74L20 73V75L17 76L18 74L15 75L17 69H14L15 66L12 65ZM80 63H81V64H80ZM109 63H110V65H111V67H113V66H116V67H117V69H115V67H113L115 70H118V66L122 64L123 66L121 67V69L125 68L126 70H123V71H124V72H123L122 70L120 71V69H119L118 71H120V72L122 73V75L125 76V78H126V76H127V77H128V78H127L128 80H129L130 75L132 74V76L130 77V80H129V81H128L127 79H125V80H127V81L129 82V85H127V86L125 85L127 82H126V81L123 82V81H124V78H122L121 76H119V75H120V72L116 71L117 73H119V75H118V74H116V72L114 71L116 78H115V76H114V78H113V76H111V77H112L111 79H113V80L116 79V80L113 81V82H114V83H118L117 81H120V80H121V83L123 82L124 84H122L123 86H122V85H119V83H120V82H119L117 85H115V88H113V87H114V86H113L114 84L111 85V82H110L111 80L109 81L110 76L108 75V73L111 72V71L107 70L108 66H110ZM145 63H146L147 65H145ZM9 64H10V65H9ZM70 64H71V62H70ZM117 64H119V65H117ZM60 65H61V66H60ZM78 65H80V66H78ZM130 65H131V68L129 67ZM244 65H245V66H246V65L249 66L250 64H249V62H247V63H244ZM6 66H7V67H8V66H13V67H8V68H6ZM71 66H72V67H71ZM82 66H83V68L81 69L80 67H82ZM91 66H95L96 68H95V67H92V68H91ZM127 66H128V67H127ZM132 66H133V67H132ZM220 66H221V64H220ZM220 66H219V67H220ZM245 66H244V67H245ZM248 66H246V67H247V68H245V69H246V72H244L246 76L244 75L243 71L240 72V70H244V71H245L244 67H243V69H242V68L240 69V68L238 67L237 70H236V68H235V71H236L237 73H239V72L241 73V74L239 73L240 75L237 74V78H239V77H241V76H242V77H241L242 79H246V78H248L247 73H249L250 70H248V72H247V69H250V68H251V67L248 68ZM250 66H251V65H250ZM29 67H30V68H29ZM53 67H54V66H53ZM55 67H54V68H55ZM63 67H64V68H63ZM171 67H172V66H171ZM171 67H169V68H171ZM208 67H209V68H208ZM9 68H10V69H9ZM31 68H33V70H32ZM34 68H35L36 70H35ZM169 68H168V70H169ZM173 68H174V66H173ZM210 68H211V70H210ZM220 68H222V66H221ZM223 68H224V67H223ZM11 69H14L15 72H14L13 70L8 72V70H11ZM90 69L93 70V72L95 71V76H97V78L95 77L96 79L93 78V77H91L94 73H91V72H90ZM94 69H95V70H94ZM109 69H110V68H109ZM142 69H143V68H142ZM142 69H141V71H142ZM174 69H176V67H175ZM174 69H172V70H174ZM191 69H192V68H191ZM208 69H209V70H208ZM239 69H240V70H239ZM34 70H35V71H34ZM68 70H69L70 72H69ZM82 70H85V71H84L85 73H83ZM111 70L113 71L112 68H111ZM131 70H132V69H131ZM131 70H130V72H131ZM148 70H149V71H148ZM205 70H206V72H205ZM224 70H225V74H226V75L223 76V77H224L225 79H224V80L222 79V82H221V81H220V82L218 81V83L215 82V78H217V77H218V78L222 77V76H220V74H221V71H222V74H221V75H223ZM58 71H57V72H58ZM71 71H72V72H71ZM154 71H156V72H154ZM169 71H170V70H169ZM174 71H175V70H174ZM174 71H171V73L174 72ZM207 71H208V73L213 71V72H212L213 74H212V73L208 74ZM229 71H230V73H229ZM22 72H23V74H22ZM31 72H32V73H31ZM80 72L83 73L84 75L80 76V74H81ZM153 72H154V73H153ZM236 72L233 73V74H235V76H233V78H232V75H233V74L231 75V77H230L231 80H233L234 78H236ZM26 73H27V75H26ZM34 73H35V74H34ZM76 73H78V74H76ZM97 73H98V75H97ZM111 73H112V72H111ZM126 73H127V72H126ZM197 73L199 74V76H198ZM215 73H216V75H215ZM242 73H243V74H242ZM28 74L30 75V77H29ZM32 74H34L36 77H38V79L41 78L42 80H41V79H40V80H37V78H35V76L32 75ZM58 74H59V76H58ZM155 74H154V75H155ZM172 74H173V73H172ZM195 74L198 76L197 78H195V77H196ZM204 74H206V75H205L206 77H204ZM7 75H8V76H7ZM24 75H26L28 78H26ZM111 75H112V74H111ZM117 75H118L119 77H118ZM137 75H138V77H137ZM212 75H214L215 78L213 77V79H211V80H207V77H210V76L212 77ZM217 75H218V76H217ZM228 75H227V76H228ZM6 76H7V77H6ZM14 76H16V77H14ZM77 76H78L79 78H81V77L84 76V77H83L84 82L81 81V80H79V79L73 78V77H77ZM158 76H159V79H160V74H159ZM188 76L186 77V79L184 78V79H185V81H184L185 83H186V80H187ZM201 76H202V77H201ZM219 76H220V77H219ZM229 76H230V75H229ZM229 76H228V77H229ZM244 76H245V77H244ZM249 76H250V75H249ZM23 77H24V79H23ZM33 77H34L35 79H34ZM58 77H60V79H59ZM78 77H77V78H78ZM108 77H109V78H108ZM120 77H121V78H120ZM132 77H133V79H131ZM136 77H137V78H136ZM155 77H156V76H155ZM203 77H204V78H203ZM17 78H16L15 80L13 79V83L10 82V83H11V86H13V85L15 86V83H17L16 80H18ZM30 78H32L33 80H32V79L30 80ZM84 78H85L86 80H85ZM89 78H91V80H90ZM117 78H118V80H117ZM134 78H136V79L134 80ZM138 78H139V79H138ZM140 78L146 79V82H147V83L145 84V81H144L143 79H140ZM198 78H201V79H198ZM205 78H206V80H207L208 82H209V81H214L215 83H211V85L208 86V85H207V84H209L208 82H206V84H205V81H206ZM218 78H217L216 80H219ZM230 78H229V79H230ZM241 78H240V79H241ZM7 79H9V80L7 81ZM73 79L75 80L74 82H73ZM81 79H82V78H81ZM137 79H138V80H137ZM147 79H148L149 82L147 81ZM191 79H192V81H191ZM196 79H197V80H196ZM203 79H204V80H203ZM249 79H250L251 82H252V78H249ZM249 79H248V80H249ZM28 80H29V81H28ZM34 80H35V81H39V83L34 82ZM76 80H77V81H76ZM131 80H132V81H131ZM142 80H143L144 83H141V84H142V85H141V84H140V81H142ZM156 80H157V79H156ZM199 80H200V81H199ZM220 80H221V78H220ZM237 80H239V79H237ZM250 80H249V81H250ZM2 81H3V80H2ZM10 81H11V80H10ZM14 81H15V83H14ZM21 81H20V82H21ZM27 81H28V82H27ZM42 81H43V82H42ZM78 81H80V82H78ZM108 81H109V82H108ZM130 81H131L132 83H131ZM136 81H137V82H136ZM194 81H195V82H194ZM202 81H204V82H202ZM226 81L229 82L228 80H226ZM234 81H235L236 83H239V82L236 81V80H234ZM5 82H4V83H5ZM26 82H27V83H26ZM30 82H31V84H30ZM32 82H33V85H32ZM138 82H139V83H138ZM170 82H171V81H170ZM170 82H169V83H170ZM201 82H202V83H201ZM18 83H19V81H18ZM18 83H17L16 88L18 87ZM35 83H36V84H35ZM51 83H52V84H51ZM77 83H78V85H77ZM79 83H81L82 85L79 84ZM159 83H160L161 85H160ZM169 83H168V84H169ZM187 83H188V80H187ZM190 83H191V84H190ZM203 83H204V84H203ZM225 83H226V82H225ZM231 83H233V82L226 83L225 85H226V86H229ZM236 83L230 85V86L234 89V90H231V91H234V92H235V90H236V89L234 88L235 86L233 87L232 85H235ZM249 83H250V82H249ZM12 84H13V85H12ZM20 84H21V83H20ZM20 84H19V87H18V88H20ZM28 84H29V85H28ZM53 84H54V85H53ZM74 84H75V85H74ZM127 84H128V83H127ZM144 84H145V85H144ZM148 84H149V85H148ZM150 84H151V86H150ZM193 84H194L198 89H197ZM202 84H203V85H202ZM212 84H214V85H212ZM216 84H217V85H216ZM219 84H220V85H219ZM79 85H80V86H79ZM137 85L140 86L141 88L150 87V88H147V89H149V93H147V89H141V88L138 87ZM157 85H160V87H162V90H160V89H161L160 87H158V89H156ZM185 85H186V84H185ZM185 85H184V86H185ZM201 85L204 86L203 89H205L206 86H208V89L211 88V90H210L209 92H208V90H207V92H205L206 90H204V91L201 90V88H200V87H202ZM205 85H206V86H205ZM218 85H219V87H214L215 89L212 88L213 86H218ZM34 86H35V87H34ZM88 86H90V87H88ZM116 86H120V87L118 88V91H115V90H117V87H116ZM167 86H169V88H168L169 91H168V92H167L168 89L166 90ZM211 86H212V87H211ZM220 86H221V87H220ZM33 87H34V88H33ZM78 87H79V88H78ZM85 87H86V88H85ZM123 87H124V88H123ZM136 87H137V88H136ZM165 87H166V88H165ZM171 87H172L173 89H171ZM188 87H191L190 89H196L195 92H194V90H193V91H190V89H189ZM231 87H229L228 90H229ZM12 88H13V87H12ZM12 88H11V89H12ZM76 88H77L78 90H77ZM120 88L122 89V91H121ZM127 88H129V89L131 88V89H132V90H129V91H131V92H130L131 95H132V93H133L132 96H130V93H127V94L129 95V97L127 96L126 92H129ZM187 88L189 89V91H188ZM226 88H227V87H224V89H223L224 92H225V89H226ZM232 88H231V89H232ZM11 89H9V92H10V93L13 92V93L15 94V92L13 91V90H15V89H14V88H13L12 90H11ZM38 89H37V87H36V90H38ZM86 89H87V90H86ZM89 89L91 90L90 93L87 92V91H90ZM126 89H127V90H126ZM150 89H151V91H152V90H153V91L150 92ZM170 89H171V90H170ZM178 89H179V91H178ZM212 89H214V91H213ZM27 90H28L30 93H29ZM52 90H53V91H52ZM75 90H77L78 92L75 91ZM124 90H126V92H123ZM174 90H176V91H174ZM198 90H199V91H198ZM200 90H201L203 93L200 92ZM45 91H46V92L48 91V92L46 93ZM182 91H183V92H182ZM185 91H187V92H185ZM197 91H198L199 93H198ZM226 91H227V89H226ZM229 91H230V90H229ZM231 91H230V93H231ZM263 91H264V90H263ZM263 91H262V92H263ZM75 92H76V93H75ZM115 92H116V93H115ZM166 92H167V93H166ZM174 92L178 93L179 96L176 95V94H174ZM179 92H180L181 94H180ZM184 92H185L186 94H185ZM193 92H194V93H193ZM210 92H211V93H210ZM234 92H233V93H234ZM255 92H256V94H255ZM13 93H12V94H13ZM37 93H38V92H37ZM50 93H51V94H50ZM114 93H115V95H114ZM120 93H123V95L120 94ZM124 93H125L126 95H124ZM164 93H166V95H165ZM170 93H171V94H170ZM212 93H213V95H210V94H212ZM47 94H48V95H47ZM117 94H118V96H117ZM119 94H120V95H119ZM134 94H135V96H134ZM146 94H147V95H146ZM187 94H188V95H187ZM192 94H194V97H193ZM195 94H196V95H195ZM226 94H227V92H226ZM228 94H229V93H228ZM228 94H227V95H228ZM237 94H238V93H237ZM237 94H232V95H237ZM246 94H247L248 96L251 94V96H249V97H250V98L252 97V99L248 98V96L245 97ZM113 95H114V96H113ZM121 95H122V97L125 96V98H126V96H127L126 100L128 99V101H126L125 98H124V99H123V98H120V101H122V99L125 101V102L123 101L124 104L121 103V102L119 101V99H117V97H119V96L121 97ZM141 95H142V97H143V95H144V97H143V98H142V97L140 98ZM184 95H185V96H184ZM190 95H191L194 99L196 98V100H197V98H198V100L200 99V101L197 103L196 101L191 100L192 97H191ZM230 95H231V94H229V96H230ZM11 96H13V95H11ZM27 96H26V97H27ZM76 96H77V97H76ZM85 96H86V97H85ZM157 96L159 97V99H158ZM160 96H161V97H160ZM163 96H164V97H163ZM171 96H172V97H171ZM173 96H174V97H173ZM196 96H197V97H196ZM210 96H211V98H210ZM214 96L216 97V99L214 98ZM241 96H244V97L242 98ZM114 97H115L116 99H115ZM130 97H131V98H130ZM136 97L140 98V100H137L138 98H136ZM151 97H152V98H151ZM170 97H171V98H170ZM176 97H178V98H176ZM180 97H182V98H180ZM204 97H205L206 99H204ZM208 97H209L210 99L213 98V99L216 100V101H214L213 99L210 100ZM232 97H233V96H231L230 98L228 97V101H234ZM240 97H241V98H240ZM88 98H89V99H88ZM129 98H130V99H129ZM134 98H136L135 101L137 100L138 102H137L136 104H135V102H134L133 104H130V102H131V103L133 102ZM144 98H145V101H144ZM154 98H157V99L155 100V101H156V104H154L155 102H153V101H154ZM201 98H202V101H201ZM231 98H232V100H230ZM234 98H235V97H234ZM245 98H247L248 100L250 99V101L247 100L249 103H248L246 100H243V99H245ZM152 99H153V100H152ZM160 99H161V100H160ZM164 99H163V100H164ZM183 99H184V100H183ZM225 99H226V101H225ZM240 99H242L243 101H246V102H247V104H246V102H245V104H243V105H245V107H244L242 104H239L240 102L244 103V102H243L242 100H240ZM254 99H255L257 102H254V101H255ZM25 100H26V99H25ZM25 100H23V101H25ZM27 100H26V101H27ZM33 100H34V98H33ZM75 100H76V101H75ZM85 100L88 101V104L85 103V102H86ZM151 100H152V101H151ZM177 100L180 101L179 104H178V101H177ZM186 100H187V102H186ZM190 100H191V101H190ZM205 100H206V101H205ZM238 100H240V102H239L238 105L236 106ZM252 100H253V102H254L255 104L257 103L256 105H258V107H257L255 104H252L253 102L251 103ZM12 101H13V102H12ZM148 101L153 102L154 105L152 106V104H151V105L148 104ZM170 101H169V102H170ZM181 101H183V102H181ZM204 101H205V102H204ZM263 101H261V102H263ZM142 102H143V103H142ZM193 102H194V103H193ZM200 102H201L202 104H200ZM211 102H214V103L211 104ZM220 102H223V103H220ZM224 102H225L226 104H225ZM261 102H259V103H261ZM11 103H12L13 105H12ZM22 103H26V102H22ZM74 103H75V104H74ZM84 103H85L86 105H85ZM126 103H127L128 105H127ZM146 103H147V106L145 105ZM160 103H164L163 106H162V104L160 105ZM47 104H48V105H47ZM73 104H74V105H73ZM114 104H115V105H114ZM134 104H135V105H134ZM157 104H158V105H157ZM167 104H168V103H167ZM167 104H166V105H167ZM171 104H170V105H171ZM177 104H178V105H177ZM198 104H199V105H198ZM205 104H206V107H205ZM208 104H209V106H207ZM222 104H223V105H222ZM249 104H252V107H253V105H254L255 108L257 107V111L259 110L258 112L256 111V109H254V108H253V109H254V111L257 112V114H260V115H261V116L258 115L259 117H262V116H263V117H262L263 120L261 119V120H262L261 122H262L263 124H260L259 117H256L257 114H254V115H252V116L250 115V114H252V112H254V111L252 110V112L250 111L251 113L249 112V110L252 108ZM130 105H131V106H134L135 108L131 107ZM156 105H157V106H156ZM159 105L162 106V107L165 106L164 108L161 107V111H162V112H166V113H164L165 115L162 113L163 117H162V115H160L161 112L159 111V109H160V106H159ZM168 105H169V104H168ZM170 105H169V106H170ZM188 105H189V107H188ZM200 105H202V106H200ZM224 105L226 106L227 109L225 108ZM239 105H240V106H239ZM241 105H242L244 108H242ZM246 105H247V106L249 105L248 107H249L250 109L247 108L248 111L245 109V108H246ZM116 106H117V107H116ZM125 106H126V107H125ZM129 106H130V108H129ZM148 106H151V107H152V108L149 107V108L152 109L151 111H150L149 109H148V111H146V109L144 108V107L147 108ZM154 106H156V107L159 106V107H158L159 109L157 110ZM194 106H195V107H194ZM203 106H204L205 108H204ZM222 106H224V108H222ZM234 106L237 108V109L235 108L236 113H235L234 110H232V109H234ZM21 107H22V108H21ZM113 107H114L115 110H113ZM118 107H119V108H118ZM139 107H140V108H139ZM174 107H173V110L171 111V113L174 114V115H175V113H176L175 117H176V116H179V114H178L179 112H178V111L176 112V109H175ZM220 107H221V108H220ZM229 107H230V108H229ZM240 107H241V108H240ZM259 107H260V108H259ZM75 108H76V109H75ZM117 108L120 109V110H119L120 113H119V111L117 110ZM125 108H126V109H125ZM143 108H144V111L146 112V113L144 112V113H145L144 115H143V111H142ZM154 108H155V109H154ZM195 108H196V109H195ZM201 108H202V109H201ZM231 108H232V109H231ZM239 108L242 109V112H240L241 110H239ZM124 109H125V110H124ZM130 109H131V110H130ZM141 109H142V110H141ZM162 109H163L164 111H163ZM165 109H168V110L165 111ZM174 109H175V110H174ZM192 109H191V110H192ZM198 109H199V110H198ZM200 109H201L202 111H201ZM204 109H205V111H204ZM138 110H141L142 112H140V111H138ZM155 110H156V111H155ZM244 110H246V111L244 112ZM37 111H38V110H37ZM115 111H116V112L118 111L117 113H119L118 117L116 116L117 118L115 117V114L117 115V113H116ZM131 111H132V112H131ZM135 111H136V112H135ZM157 111H159L160 114H159ZM200 111H201V112H200ZM213 111H214V112H213ZM237 111H239L241 114L244 112V114H246V115H244V114L241 115V114H240L239 112H237ZM113 112H114V114H113ZM153 112L158 113V115H160L161 118H163V119L159 118V116H156V117H158L157 119H159V120L156 119V121H158V122H156V123H155L156 125L154 124V125H155V126H154V125H152V124L155 122V121H154L155 119H154V120L152 121L153 123H152V124L150 123V126L152 125V127L150 128L149 125H146V119H147V123H149V122H148L149 120H150V122H151V119H153V117H154L155 114H156V113L153 114ZM198 112H199V114H198ZM247 112H248V113H247ZM256 112H255V113H256ZM260 112H263V113H260ZM121 113H124L123 116H122ZM140 113L143 115V117H142V115H141V117H142L143 119L145 118V120H143V119L140 117V115H139ZM171 113H168V114L166 115L165 118H167V119H168V117L171 118L170 116H168V115L171 114ZM146 114H147V116L145 117ZM177 114H178V115H177ZM185 114H186V113H185ZM185 114H183V115H185ZM220 114H223V115H220ZM229 114H230V115H229ZM248 114H249V115H248ZM138 115H139V117H138ZM174 115H173V116H174ZM180 115H182V113H181ZM219 115H220V116H219ZM236 115H237V116H236ZM119 116H122V117H119ZM171 116H172V115H171ZM185 116H186V115H185ZM217 116H218V117H217ZM222 116H224V117L226 118V119L224 118V121L227 120V122H228V120L231 119V120H229V122H231V127H232V130H231L232 133H231V134H230L231 131H229V129H228V127H227V126L230 125V124H228L226 121H225V124H224L223 121H222V120H223V119H222V118H223ZM235 116H236V118H235ZM246 116H247V117H246ZM253 116H255V118H258V121H259V122L256 121V119L254 120V117H253ZM114 117H115V119H114ZM181 117H183V116H181ZM215 117H216V118H215ZM220 117H221V118H220ZM229 117H230V118H229ZM249 117H250V118H249ZM118 118H119V119H118ZM148 118H149V120H148ZM176 118H177V117H176ZM190 118L183 117L182 119H183V120L185 119V120H184V121L182 120V122H181V120H180V122L183 124V122L185 123L187 120H190ZM218 118H220V121H222V123H220V121L217 120ZM232 118H233V119H232ZM234 118H235V119H234ZM237 118H239V119H240V118H241V119L243 118V119H242L243 121H241V119L239 120V119H237ZM245 118H246V119H245ZM251 118H253V119H251ZM117 119H118L119 122L117 121ZM139 119H140V120H139ZM236 119H237V123H236ZM127 120H129V121H127ZM141 120H142V121H141ZM192 120H191V122H192ZM233 120H235V121H233ZM245 120H249V121H251L252 124H251L250 122H248L249 124H247V121H246V124H247V125L245 124V126H244V123H242V122H244ZM253 120H254V122H253ZM116 121H117V122H116ZM125 121H126V123L129 122L128 124H131V128H133V130L136 132V133H135V132H133V133H135L136 135L132 133V130L129 131V130L131 129L130 126H129V129L127 128V125H126V126H123V125L126 124ZM130 121H133V122H130ZM194 121H195V120H194ZM238 121H239V122H238ZM188 122H189V121H188ZM191 122H190V123H191ZM195 122H196V121H195ZM233 122H235V123H233ZM113 123H114V124H113ZM115 123H117V124L115 125ZM132 123H135L134 125L136 126V127H135L136 130L138 129L137 127L140 128V125H139V123H140V124L142 125V126H141V129H142V130L144 129V130H143L144 133H143L142 130H140V131H142V132H140L139 129L136 131L135 128H134V125H133ZM137 123H138V125H136ZM162 123H163V121H162ZM178 123H179V122H178ZM181 123H180V124H181ZM190 123H189V124H190ZM192 123H194V122H192ZM238 123H239V124H238ZM253 123H254L255 125H254ZM257 123H258V124H257ZM226 124H227V126H226ZM235 124H236V125H235ZM259 124H260L261 126H260ZM121 125H122V126H121ZM132 125H133V127H132ZM160 125H161V121H160ZM162 125H163V124H162ZM183 125H184L185 127H187V126H186V123L183 124ZM191 125H192V124H190V127H191ZM222 125L226 126L227 129H226V127H224V126L221 127ZM232 125H233V126H232ZM252 125L255 126V127H253ZM258 125H259V126H258ZM262 125H263V126H262ZM114 126H115V127H114ZM145 126L148 127V128L146 129ZM166 126H168V124L165 125V127H166ZM193 126L195 127V124H194ZM241 126H242V127L244 126V127L242 128ZM247 126H248V127H247ZM251 126H252V127H251ZM257 126H258V127H257ZM125 127H126L127 129H126ZM142 127H143V128H142ZM160 127H161V126H160ZM160 127L157 128V129H159L158 131H163V130H164V131H168V130H170V129H168V130L165 129L164 126H163V129H160ZM168 127H169V126H168ZM168 127H166V128H168ZM194 127H193V128H194ZM196 127H197V126H196ZM229 127H230V126H229ZM231 127H230V128H231ZM233 127H234V129H233ZM262 127H263V128H262ZM117 128H119V129H117ZM121 128H122V129L124 128L125 130H128V131L122 130V131L120 132ZM149 128H150V129H149ZM199 128H198V129H199ZM203 128H205V129L203 130ZM208 128H209V130L211 129V130H210L211 133H209L208 130H206V129H208ZM244 128H245V130H244ZM250 128H251L252 131L250 130ZM148 129H149V130H148ZM157 129H155V130H157ZM198 129L196 128V130H195V128H194V131H193V132H194L195 135L200 136V134H202V132L200 131V129H199V130H198ZM221 129H222V130H221ZM223 129H224V130H223ZM253 129H254V130H253ZM109 130H110V131H109ZM197 130H198L199 133H200V132H201V133H200V134H199L198 132H197L198 134L195 133ZM241 130H242V131H241ZM118 131H119V133H118ZM138 131H139L140 133H138ZM164 131H163V132H164ZM221 131H223V132H221ZM245 131H246V132H245ZM108 132H109L110 134H109ZM125 132H126V134H127L128 132H130V133L134 136V137H133V136H131V137H132L133 139L137 140V141L135 142V140L133 141V139H132V142H133L132 144H133V145H134V144H137V145H138V142H139V143L141 144V146H142V145H146V147H147V145L149 144L151 147H150L149 145H148V146H149L151 149H150V148H147V149H148V150H147V149L143 146V147L146 149V150H145V149L142 147V148L144 149L145 152H141L140 155H137V153L140 152L141 150L143 151V149L139 150L141 146H138V148H136L137 146H133V145L131 144V141H128V140H127V139L131 140V137H130V138L128 137V135H131V134L128 133V134L126 135V134H124ZM148 132H151V134L148 133ZM263 132H264V131H263ZM78 133H79V134H78ZM106 133H107V134H106ZM121 133H122V134H121ZM142 133L144 134L143 136H141ZM146 133H148V136H149V137L147 136ZM161 133H162V132H161ZM206 133H203L202 136H200V137H202V138H201L202 140H205V137H206V136L204 137V134H206ZM258 133H259V132H258ZM116 134H117L118 136H117ZM120 134H121L122 136H123V135H126V137L123 136V137L121 138V137H119ZM139 134H140V135H139ZM153 134H154V136H153ZM167 134L169 135V133H167ZM208 134H206V135H207V136H210V135H208ZM219 134H217V136H218ZM225 134H223L224 137H225ZM260 134H259L258 136H260ZM263 134H264V133H263ZM113 135H114V137L116 138V140L113 138ZM254 135H253L252 138L255 137ZM135 136H140V138H139V137H135ZM198 136H197V139H198ZM235 136H234V137H235ZM242 136H243V135H242ZM242 136H241V137H242ZM261 136L263 137V135H261ZM117 137H118V138H117ZM127 137H128V138H127ZM142 137H143V138H144V137H148L149 141H148L147 138H145L147 144H146V142H144V141L142 140V139H143ZM151 137H152V138H151ZM215 137H216V136H215ZM219 137H220V136H219ZM219 137H216V138L218 139ZM221 137H222V136H221ZM221 137H220V138H221ZM244 137H245V136H244ZM262 137H257V138L259 139V138H262ZM119 138H121V139H120L121 141H118ZM126 138H127V139H126ZM150 138H151V139H150ZM203 138H204V139H203ZM210 138H211V136H210ZM212 138H211V139L206 138V140H207V139H208V140H207V141L205 140V143H206V142H209L210 145H209L208 148L212 147V151L214 152L218 147H215L216 149H215V148L213 149L215 143H213V145H212V142H210L211 140L214 142V138H213V139H212ZM239 138H240V136H239ZM96 139H97V140H96ZM123 139H124V140H123ZM125 139H126L127 141H126ZM197 139H196V141H198ZM201 139L199 138L200 143L202 142ZM226 139H225V140H226ZM235 139H236V137H235ZM248 139H247V140H243V137H242V140H241V139H239V140L244 141V142H245L244 144H245V145H246V144L248 145V144L250 143V142H248ZM254 139H255V140H253V141H254V143H256L258 140H256V138H254ZM262 139H263V138H262ZM122 140H123V141H122ZM222 140H223V141H222ZM227 140H226V141H227ZM125 141H126V142H125ZM218 141L221 142V143L218 142V143H219L218 146H219L220 144H221V146H222V145L224 146V144H222V143H224V139H223V137H222V139H220V140H218ZM226 141H225V143H229V142H226ZM235 141H237V139H236ZM235 141H234V142H235ZM241 141H238L240 144L242 143L241 145H240V144H239V145H240L241 147H244V148H245V146H242V145H243V142H241ZM246 141H247L248 143H247ZM260 141H261V140H259V143H263V142H260ZM263 141H264V140H263ZM85 142H86V143H85ZM118 142H119V143H118ZM124 142H125V143H124ZM142 142H144L145 144H143ZM203 142H204V141H203ZM215 142H216V145H217V140H216V139H215ZM234 142L232 141V143H229V144L232 145ZM127 143H130L129 146L132 145V146L135 147V148H133V147L130 146V147H129V151H128V147H127V145H125V144H127ZM200 143L197 142V144H200ZM254 143H253V144H254ZM259 143L257 142L256 144H259ZM122 144H124V145H122ZM201 144H202V143H201ZM229 144H228V145H229ZM236 144H237V142H235V146H232V147H236ZM263 144H264V143H263ZM120 145H121V146H120ZM203 145H205V146H204V147H205L204 150H208V151H209V149H207V147H206V146H208L207 143H206V144H202V147H203ZM216 145H215V146H216ZM228 145H227V146H228ZM231 145H230V146H231ZM247 145H246V148H245L244 150H243V148H242L243 152L246 151V149L248 148ZM152 146H153V147L155 146V147H154L155 149L152 148ZM200 146H201V145H200ZM225 146H226V145H225ZM225 146H224V147H225ZM227 146H226V147H227ZM240 146H238V147L241 149ZM250 146H251V145H249V147H250ZM259 146H260V145H259ZM261 146H262V144H261ZM114 147H115V148H114ZM116 147H117V148H116ZM126 147H127L126 150H127L128 152H125L126 150H124ZM228 147H229V146H228ZM232 147L226 148L225 150H228V149H229L228 151L230 152V148H231V151H232V149H233ZM252 147H253V145H252ZM252 147H251V149H253ZM122 148H123V149H122ZM132 148H133V149H132ZM219 148H220V150L223 149V147L221 148L220 146H219ZM219 148H218V149H219ZM262 148H263V146H262ZM117 149H118V150H117ZM120 149H122L121 152H120ZM131 149L133 150L134 154H136V155H134V154H133V155H130V154H132V153H131V151H132ZM134 149H135V150L138 149L139 151L137 150V152H135ZM218 149H217V150H218ZM235 149L237 150L238 148L236 147ZM263 149H264V148H263ZM217 150L215 151V155L217 154L216 156H218V155H220V154L222 153V152H218L219 150H218V151H217ZM223 150H224V149H223ZM236 150H234V153L236 152ZM238 150H239V149H238ZM242 150H240V152H241ZM249 150H250V149H249ZM208 151H207V153H208ZM210 151H211V148H210ZM212 151L208 153V154L212 153V155H209L210 158H209L208 155L206 154L207 157H208V159H211V158L214 156V155H213L214 153H213ZM251 151H252V150H251ZM251 151H250V152H251ZM129 152H130V153H129ZM150 152H151V154L154 153L153 151H150ZM150 152H149V153H150ZM204 152H206V151H204ZM216 152H217V153H216ZM238 152H239V151H238ZM240 152H239V154L242 155ZM248 152H249V151H248ZM248 152H247V151L245 152V154H244V156L246 155L245 157H247V156L249 155L250 152H249V153H248ZM120 153H121V154H120ZM123 153H124V155H123ZM149 153H146L147 155H149V156H147V155H146V156H147L148 158H150V160H151V158L153 159L155 155H154V156H153V155L150 156ZM156 153H157V152H156ZM158 153H159V152H158ZM158 153H157V154H158ZM218 153H219V154H218ZM224 153H225L224 156H226L225 159H227V158H228V159H229V158L231 159V156H232V158H233V157H235L236 155H238V158H237V157H235V159L233 158V160H235L236 162H237V159H239V157H241V156H240L239 154H237V153H236V155H231V156H230V155H226V153H228V152H226V151H224V152L222 153V155H223ZM232 153H233V152H232ZM234 153H233V154H234ZM246 153H247V154H246ZM119 154H120L121 156H120ZM127 154H128V155H127ZM138 154H139V153H138ZM154 154H155V153H154ZM222 155H221V156H222ZM118 156H119V157H118ZM129 156H130V157H129ZM131 156H132V157H131ZM137 156H139V157H137ZM140 156H141V157H140ZM216 156H215V157H216ZM221 156H220V157H221ZM227 156H230V157H227ZM242 156H243V155H242ZM113 157H115V158H113ZM125 157H128V159L126 158V159H127V160H126ZM215 157H214V158H215ZM245 157H243V158L241 157V158L244 159ZM129 158H131V159L129 160ZM148 158H147V159H148ZM159 158H160V157H159ZM214 158H212V159H214ZM216 158H218L219 161L225 160V159H222V160H221V158L219 159V156L216 157ZM223 158H224V157H223ZM236 158H237V159H236ZM241 158H240L239 160L242 161ZM113 159H117V160L114 161ZM121 159H122V160H121ZM123 159H125V160H123ZM147 159L145 158L144 160L146 161ZM141 160L139 159V161H141ZM150 160H147V161H148V162H147L148 164H152V163H153V161L151 160V161H152V162H151ZM231 160H232V159H231ZM233 160H232V164L234 163ZM110 161H111V162H110ZM117 161H118L119 163H118ZM120 161H121V162H120ZM128 161H130L129 164H128ZM209 161H211V160H209ZM212 161L215 162V159L212 160ZM244 161H245V159H244ZM244 161H242V163L239 162V161H238V162H239L241 165H243ZM142 162H143V163H146V162H144V161H142ZM149 162H151V163H149ZM217 162H218V161H217ZM217 162H216V163H217ZM224 162L226 163V162H228V160H227V161H224ZM224 162H223V163H224ZM229 162H230L229 164H231V161H230V160H229ZM248 162H249V161H248ZM248 162H247V163H248ZM120 163H121V164L123 163V165H121ZM125 163L128 164L129 167H128V166H125V165H126ZM216 163H215V164H216ZM223 163H221V164L223 165ZM239 163H237V165H238ZM252 163H254V162H252ZM124 164H125V165H124ZM213 164H214V163H213ZM221 164L219 165V162H218V165H215L213 169H216V168H215L216 166H218L217 168H219V166H221ZM227 164H228V163H227ZM232 164L229 165V167L231 166V167H230V168H231V171H230V168L227 169V167H228L227 165H225V164L223 165V166H224L223 169H224L225 166H226V169H227L226 171H228V170L230 171V172H226V171L223 172V171H222V172H223V173H222L223 175L220 173L221 171H220V172L218 171L219 169L217 170V172H219L220 174H219V173L217 174L216 170H214V171H215V172H214L213 169H212V171H210V173H211V174H212V173H215L216 175L214 174V177H215V176H217V178H218V176L222 177V180H221V181H222L223 183H224V181H223V179H224V178H223L224 175L227 176V178L225 179V181H226V180L229 181L228 177H229V176H230V177H233L232 174H235V175H234V176H235L234 178H235V180H236V179H237L236 176H238V173H239V170H238L239 168L237 167V168H238V169H237V170H238V173H237V175H236L235 171H237V170H236L235 167H236L237 165H234V166H235V167H234L235 171H234V173H233V171H232V170H233V169H232V168H233V167H232L233 165H232ZM234 164H235V163H234ZM240 164H239V165H240ZM244 164H245V163H244ZM250 164H251V163H250ZM239 165H238V166H239ZM251 165H252V164H251ZM251 165H250V166L246 165L245 168H246V169H249V168L251 167ZM132 166L134 167V164H133ZM125 167H126V168H125ZM221 167H222V166H221ZM247 167H249V168H247ZM252 167H254L255 169H256V168H259V167L256 166V165H255V166L253 165ZM252 167H251V168H252ZM123 168H124V169H127V168H128V169H127L128 172L126 173V172L124 171ZM130 168H131V169H130ZM120 169H121V170L123 169V171H121ZM127 170H126V171H127ZM131 170H132V171H131ZM221 170H222V168H221ZM250 170H251V169H250ZM260 170H261V169L259 168V172L261 173L262 170H261V171H260ZM120 171H121V172H124V173H121ZM133 172H134V171H133ZM231 172H232V174H231ZM257 172H258V169H257L256 173H257ZM259 172H258V173H259ZM119 173H120V174H119ZM227 173H228V175H227ZM258 173H257V174H258ZM263 173H264V171L262 172V175L259 174V178L262 177L263 180H264ZM124 174H125V180H126L127 178H129V180H126V181L129 182L131 185H133L132 187H131V185H130L129 183H128V184H129V185H128V184L126 183V181H123L124 178H123V179L121 178ZM126 174H128V175L126 176ZM131 174H133V173H131ZM131 174H130V177H131ZM229 174H231V175H229ZM119 175H121V176H119ZM212 175H213V174H212ZM260 175H261V176H260ZM135 176H136V175H135ZM135 176H133V178H135ZM257 176H258V175H257ZM117 177H118L119 179L121 178L119 182H116V180H117L116 178H117ZM123 177H124V176H123ZM126 177H127V178H126ZM114 178H115V179H114ZM131 178H132V177H131ZM234 178H231L230 181H231L232 179H234ZM119 179H118V180H119ZM240 179H241V178H240ZM114 180H115V182H116L117 184L120 183L121 185H123V184L125 183V184L123 185V187L119 184L120 187H121V191H122L121 195H123L122 197L120 196V194H118L119 196H116L115 193H114L115 190L113 189V190L111 191V189H110V188L113 187L114 184H116V183L114 182ZM110 181H112V183H111ZM230 181H229V182H230ZM240 181H241V180H240ZM232 182H233V181H232ZM232 182H230V183H232ZM110 183H111L112 185H111ZM226 183H227V181H226ZM226 183H224V184H225V187H226V189H227V191H228V190H229L228 188H229V187H232V186H230L231 184L228 183V184H229V187H228V184H226ZM233 183H234V184L237 183V184L239 185V178H238V182L236 181V182H233ZM117 184H116V185H117ZM237 184H236V186H237ZM240 184H241V183H240ZM245 185H246V184H245ZM247 185H248V183H247ZM234 186H235V185H234ZM234 186H233V187H234ZM239 186H240V185H239ZM239 186L236 187L237 190L239 189V188H238ZM115 187H116V189H117V186H115ZM124 187H125V188H124ZM129 187H131V188L128 189ZM245 187H247V186H245ZM113 188H114V187H113ZM118 189H119V186H118ZM122 189H124V190H122ZM230 189H231V188H230ZM240 189H241V188H240ZM243 189H244V188H243ZM119 190H120V189H119ZM231 190H233V188H232ZM241 190H242V189H241ZM110 191H111L112 193H111ZM121 191H120V192H121ZM234 191H236V189L233 190V191H231V193H232V192L235 193ZM262 191H264V190H262ZM120 192H119V193H120ZM139 192H140V193H139ZM229 192H230V190H229ZM239 192H241V194H243V193H244V190H243V193H242V191H238L237 193H239ZM259 192H260V191H259ZM259 192H258V193H259ZM116 193H118V190H116ZM128 193H129V195H128ZM137 193H138V194H137ZM142 193H143V194H142ZM258 193H256V195H254V196H255V200L253 199L254 196H252L253 198H251L252 201H250V204H249L248 199L246 200L247 196H244V195L239 194V195H240V198H239L238 202L241 203V204H238V205H239V206H240V205H243V204H242L243 201H244L245 203H246V201H247L248 204H249V205H248V204L246 203L247 206H249V207H247L248 209L246 208L245 210H244V207H246V204H245V203H244L245 206H243V207H241V206L239 207V206H238L239 209H242V208H243V209H242L243 212H242V210H240V211L242 212L241 215L238 214L240 218L237 216L239 220H243V223L241 222V227H242V225H244V222L247 220V219L245 218V212H248L249 215L255 217L254 215H252V213L254 212L253 209H255V206H256V210H255V211H258V212L260 211V212L257 213V214H262V212H263V214H264V203L262 202V201H264V196H262V195L264 194V192H263V194L259 193V194L262 196V198L260 197L261 199H256V196H257ZM112 194H113L114 196H113ZM124 194H125V196H124ZM140 194H142V195H140ZM259 194H258V196H260ZM110 195H111L112 197H111ZM127 195H128V196H127ZM139 195H140V196H139ZM233 195H234V194H233ZM136 196H137V197H136ZM176 196H178V197H176L175 199H173V200H175L176 203H174V205H172V204H173V201H171L170 198H169L168 200H170L171 203H170V201L168 202V200H167V198L169 197V195H168V197L166 198V200H167L166 202L168 203V204H167L168 206L166 205L167 207H172V206L175 207V206H177V203H178V206H179V202H180L181 205H184V204H186V206L188 205V206H189L188 208L191 209V211H192L193 209H194V211L197 210V207H193V206L190 204V203H192V202H189L187 199H183L184 197H183L181 194L179 195V193H178V195L176 194ZM181 196H182V197H181ZM126 197H127V198H126ZM134 197H136L137 199L134 198ZM139 197H140V199H138ZM179 197H180V199H177V198H179ZM121 198H123V200H122L123 202L120 201ZM130 198H131V199L133 198V199H135V200H133V199L131 200ZM142 198H143L144 200H143ZM243 198H244L246 201L243 200ZM248 198H249V197H248ZM257 198H258V197H257ZM114 199H115V200H114ZM118 199H119V200H118ZM145 199H146V202H147V201L149 202V204H148V202H147L148 207H147V206L145 207V204H146ZM182 199H183V200H182ZM128 200H129V201H128ZM130 200H131V201H130ZM136 200H138V201H136ZM140 200H141V201H140ZM186 200H187L189 203L186 202ZM240 200H242V201L240 202ZM249 200H250V199H249ZM256 200H257V201H256ZM258 200L260 201L259 203H258ZM113 201H116L117 204H116L115 202H113ZM125 201L128 202V203L126 204ZM132 201H133V202H132ZM177 201H178V202H177ZM182 201H185L184 204L181 203ZM254 201H255V202H254ZM136 202H137V203H136ZM139 202H140V203H139ZM144 202H145V203H144ZM238 202H235L233 205H232V204H231V205L234 206V207H237V204H236V203H238ZM131 203H132V204H131ZM135 203H136V204H135ZM150 203H151V204H150ZM232 203H233V202H232ZM251 203H252V204L254 203V205H255V203H256L255 206L253 205L254 208H252ZM260 203H261V204H260ZM124 204H125V205H124ZM128 204H129V205H128ZM134 204H135V205L139 204V205H137L136 207H134V206H133ZM159 204H161V202H160ZM159 204H158V205H159ZM162 204H163V203H162ZM170 204H171V205H170ZM175 204H176V205H175ZM257 204H258V205L260 204V206H258ZM121 205H122V206H121ZM130 205H131V206H130ZM140 205H141V206H140ZM142 205H143V208H142V209L139 208V207H142ZM150 205H153L152 208H154V209H152V208L150 207V209H152V211L155 210V206H156V211H154L153 214L156 215V216L158 215V217H157V218L152 217V218H154V219L157 220V221H155L156 225L152 222V220L154 221V219L151 220V216L149 217V216H148L149 214H147V210H150V209H149V206H150ZM231 205H227L226 209H229ZM123 206H124V207H123ZM127 206H128V207H127ZM129 206H130V207H129ZM161 206H162V207H165L164 204L161 205ZM161 206H159V207H161ZM178 206H177V207H178ZM191 206H192L193 208H192ZM232 206H231V207H232ZM131 207H132V210H130ZM184 207H185V206H184ZM190 207H191V208H190ZM221 207H223V206H221ZM221 207H220V208H221ZM228 207H229V208H228ZM234 207H232V208H234ZM259 207H260V208H259ZM115 208H116V209H119V210L117 211ZM133 208H134V209H133ZM195 208H196V210H195ZM217 208H218V207H217ZM217 208H216V209H217ZM249 208H250V209L252 208V211H253V212H252L251 210H249ZM257 208H258V210H257ZM145 209H147L146 212H145ZM216 209H214V211H217L219 208H218L217 210H216ZM234 209L236 210V208H234ZM115 210H116V211H115ZM134 210H135V212H133ZM223 210H224V209L222 208V211H223ZM237 210H238V209H237ZM137 211L140 212V213L138 212L139 215H140L141 213L143 214V216L145 215V217H142V218H145V219H143L144 222H146V218H147V221H148V222L151 221V222L153 223V224H151V223H148V222H147L148 224H150L151 226H153L152 230H153L154 227L156 226L155 231H154V230L152 231V230H151V226H149L147 223H141L144 227H145V225H146V228H147L148 226L150 227V229H149V227H148L147 231H145V230H146V229H145L144 232H143V229H142L143 227H141V224H140V222H139V221H141L140 219H142V218H141L142 215H140V217H139V215H137V213H136ZM214 211H212V213L215 214ZM220 211H221V210H220ZM220 211H219V212H220ZM240 211H237V213H239ZM250 211H251V213H250ZM116 212H117V213H116ZM132 212L134 213V216H135L136 218H135L134 216H132V215H133ZM156 212H157V214H155ZM217 212H218V211H217ZM219 212H218V213H219ZM122 213H123V214H122ZM148 213L151 214L152 212L148 211ZM243 213H244V215H243ZM255 213H256V212H255ZM255 213H254V214H255ZM135 214H136V215H135ZM146 214H147L148 217H146ZM257 214H256V216H258V218L261 217L260 219H258V220H260V221L256 222L257 217H255L253 220L256 219V220L254 221V222H256V224H254V222H251L252 219H251V216H250L251 221H250V219H249V220H247V222H248V221H250V222H248V223L245 222V223H246V226L248 227V229L246 228V226L243 227V229L246 228V229L248 230V231H246V233L248 232V233H247L248 235H247L246 233L243 234L244 237H245V235H247L248 237L243 238V240L241 239L242 241H244V242H246V243L249 242V238H250V237L252 238L251 240H254V241L257 239L256 237H261V238H258V239H260L259 241H261V239H262V236H259V235L255 234V232H254L253 234H254L255 236L257 235L256 237L252 235V231H251V233L249 234V230H250L249 228H250V226H251L252 224H253V226H256V227H257V226L260 225L262 222H264V220H263V218H264L263 216H264V215H263V214H262V215H257ZM117 215H118V218H117ZM151 215H152V214H151ZM154 215H152V216H154ZM242 215H243L244 217H242ZM249 215H246L247 218H248ZM214 216H215V215H214ZM216 216H218V215L216 214ZM127 217H128V218H127ZM137 217H139L140 219H138ZM262 217H263V218H262ZM132 218H133V219H134V218H135V219H138V221L135 220V219L132 220ZM148 218H149V219H148ZM244 218L246 219L245 221H244ZM122 219H123V220L125 219V220L123 221ZM129 219H130V220H129ZM213 219H214V218H213ZM216 219H217V218H216ZM125 221H126V222H125ZM128 221H129V223H128ZM215 221L217 222V220H215ZM120 222H121V223H120ZM134 222H136L137 224H138V222H139L138 225H137L136 223H135V224L137 225V227H139V225H140V228H141V229H140V228L137 229L136 225L133 224ZM142 222H143V221H142ZM163 222H164V223H163ZM117 223H118V224H117ZM130 223L133 224V226L135 225L134 227H136V228H135V229H132V228H134V227L130 226V225H131ZM217 223H218V222H217ZM119 224H120L121 226H120ZM157 224H159V225H161V226L159 227V225L157 226ZM247 224H248V225H247ZM263 224H264V223H262L260 226H262ZM127 225L130 226V227H128ZM217 225L220 227V224H217ZM119 226H120V227H119ZM253 226H251V228H252V230H253V229L255 230L256 227L253 228ZM164 227H165V226H164ZM118 228H119V229H118ZM126 228L129 229V232H130V230H131V232H130L131 234H130L129 232L127 233V229H126ZM130 228H131V229H130ZM262 228L264 229V226H262ZM157 229H160V231H159V230L157 231ZM133 230H134V231H133ZM136 230H137V231L139 230V232H137ZM140 230H142V232H143L145 235H142L143 233H142ZM254 230H253V231H254ZM113 231H115V232H113ZM123 231H124V232H123ZM150 231H151V232H150ZM120 232H121L122 234H121ZM133 232H136V233L134 234ZM140 232H141V233H140ZM153 232H154V233L157 232V234H154ZM119 233H120V234H119ZM137 233H140V234H141V236H140V234H139V236H140L141 238H140V237L138 238ZM146 233H147V234H146ZM150 233H151V234H150ZM152 233H153V235H156V239H155V237H154L155 240H154V241L152 240L153 242H151V238L153 239V235H152ZM133 234H134V235H133ZM148 234L152 235V237H151V236L149 237ZM123 235H124V236H123ZM135 235H137V237H136ZM157 235H160V236L163 235L164 237H163V236H162V237H160V236L158 237ZM114 236H115V237H114ZM119 236H120V237H119ZM147 236H148V237H147ZM174 236H175V235H174ZM174 236H171V237L173 238V240H174V238L176 237V236H175V237H174ZM116 237H117V239H116ZM123 237H124V238H123ZM127 237H128V238H127ZM146 237H147L148 239H147ZM253 237H255V238H253ZM135 238H137V239L135 240ZM143 238H146V241H145V239H143ZM157 238H159V239H157ZM177 238H178V240H179L180 237H177ZM177 238H176V239H177ZM246 238H247V239H246ZM263 238H264V236H263ZM123 239H124V240H123ZM149 239H150V240H149ZM160 239H161V240L163 239V240L166 241V242H167L168 240H169V241L167 242V245H166V243L163 242V240L161 241ZM176 239H175V240H176ZM134 240H135V241H134ZM138 240H139V241H138ZM147 240H149V241H147ZM159 240H160V241H159ZM173 240H172V241H173ZM121 241H123V243H121ZM142 241H143V242H142ZM144 241H145V242H144ZM259 241H257L258 244H260ZM262 241H264V240L262 239ZM262 241H261V242H262ZM119 242H120L121 244H120ZM136 242H137V243H136ZM140 242H141V243H140ZM162 242L164 243V247H163V243H162ZM116 243H117V244H116ZM142 243H143V245H142ZM145 243H147V244H145ZM151 243H152V244H151ZM155 243L158 244V246L155 245ZM159 243H160V245H159ZM161 243H162V245H161ZM262 243H264V242H262ZM114 244H113V245H114ZM250 244L253 245V247H255L256 249L254 248V249L252 250V248H251L252 246H251ZM255 244H256V243H255ZM258 244H256V245L254 246L253 242H251V243H249L248 245H247V244H245V245L247 246V248L249 247L248 249H249L250 251L255 252L256 254H258V256L261 255L260 258H261V259L263 258V260H264V257H263V256H264V253H261V252H263L262 250H263L264 248H263L262 246H263L264 244H262V245L260 244V246H259L260 249L257 248ZM144 245H145V246H144ZM150 245H151V246H150ZM153 245H154V246H153ZM165 245H166V246H165ZM148 246L150 247V249H149ZM159 246L162 247V248L160 247V249H162V251L158 248ZM156 247H157V249H155ZM153 248H154V249H153ZM250 248H251V249H250ZM261 248H263V249L261 250ZM118 249H119V250H118ZM257 249H258V250H257ZM150 250H151V251H150ZM152 250H153V251H152ZM156 250L161 251V253H160V252H154V251H156ZM254 250H255V251H254ZM256 250H257L258 252H257ZM260 250H261V251H260ZM149 251H150V252H149ZM259 252H260V254H259ZM150 253H151V254H150ZM154 253H155V255H154ZM149 254H150V256H148ZM153 255H154V256H153ZM262 255H263V256H262ZM145 256H146V257H145ZM147 257H148V258H147ZM151 257H152V258H151ZM141 258H142V259H141ZM153 258H155V259H153ZM146 259H147V260H146ZM152 259H153V260H152ZM141 260H142V261H141ZM143 260H144V261H143ZM148 260H150V261H148ZM151 260H152V261H151ZM146 262H147V263H146ZM150 263H149V264H150ZM155 264H156V263H155Z\"/></svg>", "mask_w": 264, "mask_h": 264}, {"label": "crops", "instance_id": "obj_3", "mask_svg": "<svg viewBox=\"0 0 264 264\" xmlns=\"http://www.w3.org/2000/svg\"><path fill=\"white\" fill-rule=\"evenodd\" d=\"M38 108L29 120L34 130L20 143L15 132L27 122L0 129V209L13 258L19 264H122L115 249L110 252L113 235L97 216L110 172L79 145L73 117L45 104Z\"/></svg>", "mask_w": 264, "mask_h": 264}, {"label": "water", "instance_id": "obj_4", "mask_svg": "<svg viewBox=\"0 0 264 264\" xmlns=\"http://www.w3.org/2000/svg\"><path fill=\"white\" fill-rule=\"evenodd\" d=\"M0 219H1V223L3 226V230L5 232V235L10 240V231L5 222L1 209H0ZM11 257H13L12 252L6 249H2V250L0 249V264H11Z\"/></svg>", "mask_w": 264, "mask_h": 264}]
</instances>
